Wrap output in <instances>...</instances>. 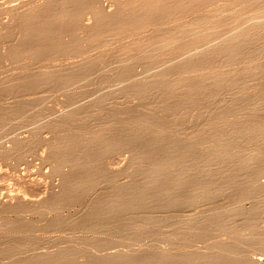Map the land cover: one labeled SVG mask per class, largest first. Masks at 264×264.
Masks as SVG:
<instances>
[{"label":"rangeland","instance_id":"rangeland-1","mask_svg":"<svg viewBox=\"0 0 264 264\" xmlns=\"http://www.w3.org/2000/svg\"><path fill=\"white\" fill-rule=\"evenodd\" d=\"M155 1L156 0H154V1L148 0V3H146L147 0H144L143 2H142V0H138V1L137 0H0V264H15L14 263L15 260H16L17 264L19 262H21L20 264H24V262L27 261L28 259H30V257L32 255L33 256L31 258H33L36 255L37 256H39V255L47 256L46 255L47 253L49 255H51L50 253L54 254L53 252L58 250V248H60V249L57 252L64 250L63 248H65L66 250H69L67 248L71 247V245L73 246L72 247L73 253L75 252L74 261L75 262L78 261V262H76V264L77 263L81 264L80 262H83L84 257L86 258L84 260V262L87 260V258H90V257L92 258V256H93V259H97V260L99 259L100 256H102V257H100V259L101 258L105 259L106 257H108V255H109V258H111L112 254L114 256H116L117 251L118 252L123 251L125 248L126 249L131 248L129 251L134 252L136 254V256L138 255L137 257L141 256V254H143V253H144L143 255L150 254L153 251V254L158 255V256L159 255L162 256L164 253H167L169 256H172L174 258H175V255L177 254L176 257L178 258L180 255H181L180 257H189L192 254L193 256H196V257H198V255H199V257L201 258L200 252H201V254L204 252L202 254V259H205V256H207V254L211 258L215 257V254H216L215 251L217 249L220 252L218 251L216 256H218L219 253H222L221 256H223L224 255L223 253L227 250L228 247L230 249L231 248L233 249V250L232 249L231 250L234 254H235V252H237L236 250H238L239 252L241 250V253L242 252L243 253L242 254L240 253L241 255H239V252H237V254H235V255H237V256L239 255V256L236 257L234 255L236 257L235 258L236 260H235L234 256L230 255L232 253L231 250L226 251V253L223 257L226 259L229 257V255L233 256V259H234L233 263H231L232 261H230V260H233V259H231L230 257H229L228 261H227V259L226 260L223 259L224 260L223 261L222 258L220 260V258L218 259L217 257H215L219 261H221L222 264H224V263L228 264L229 262H230L229 264H236L237 258L239 259L240 257H242L244 253H245L244 256L245 255L247 256V254L250 255V251L252 253L250 255L251 257L249 258V255H248V257L245 256L247 258L245 260L251 261V258H252V261L250 262V264H252L253 261L255 262L253 264H264V254H263L264 249H262L264 247L260 246V245H264V243L261 244V243L257 242V240H259L261 238L262 239L259 242H264V215H263L264 214V209H263L264 208L263 207L264 206V197H263L264 196V194H263L264 193L263 192V190H264V172H263V170L264 169L262 168L264 166V164L262 163V162H264V155H263L264 154L263 153L264 148L261 147L262 145H264V141H263L264 140L263 139L264 138V132L263 133L262 132H256L260 126L257 127L258 121H255V119H257V117H259L258 118L259 124L261 123V120L262 121L264 120V102H262V101H264V99H261V96L264 94V25L263 26L261 25V23L262 24L264 23V0H193L194 2H192V0H191V2H189L190 0H184V1L183 0H157L156 2ZM144 2L147 4V6ZM154 2H155V4H154ZM160 3H161V5H160ZM184 3H186V4H184ZM157 4H158V6H156ZM184 5H186V6H184ZM142 6H144V8L146 6L145 10L142 8ZM153 6H155V7H153ZM179 7H181V10ZM157 9H160V10L157 11ZM137 10H138V12H137ZM55 13H56V15H55ZM128 15H130L132 19ZM149 16H150V18H149ZM155 17H158V18H155ZM143 20H145L146 22ZM148 21H149V24H148ZM152 21L153 22L155 21L156 23L153 24ZM75 25H76V27H75ZM47 27H49V28H47ZM124 31H125V33H124ZM65 32H67V33H65ZM138 46L141 47V49L144 52L141 53V49L136 48ZM76 48H78V50H76ZM135 49L138 51H136ZM65 50L66 51L68 50V52H69V53H67L68 55L65 54L66 53ZM73 51H74V54L72 53ZM77 51H79V52H77ZM64 54H65V56H63ZM101 58H102L104 63L102 62V60L98 61V59H101ZM103 58H106V60H104ZM86 59L87 60L91 59L90 61H92L93 63L87 61ZM122 59H124L126 62ZM93 60H95L96 62ZM118 60H120L121 63ZM152 60H154V62ZM82 61L83 62L87 61V63L84 62L86 67L84 66V64H81V63H83ZM106 61H107V63H106ZM122 61H124L125 63ZM97 62L102 63V66L104 64L103 68L100 65V63L97 64ZM146 62H149V63H146ZM88 63H89V67H87ZM79 64H80V66H79L80 70L75 69L76 68L75 66H78ZM90 64H94V65L90 66ZM71 66L73 67V69L71 68ZM81 66H83V67H81ZM79 67H77V68L79 69ZM69 69H71L72 72H73V70H74V72H75V70H77L76 73L78 74V77L81 76V78L76 77L75 73H74L75 75L72 73H69V71H70ZM126 69H128L127 70L128 72L129 71L131 72V74H125L126 77H127V75L128 76L130 75V77H128V79L125 78V76H124V72L127 73ZM49 70H51V71H49ZM79 71L82 72V75H80L81 72H79ZM58 73H60V74H58ZM121 73H122V75H120ZM67 74L72 79L78 78L73 83H72V81H74V79L71 81V83L73 85L71 84L70 86H67L68 84H70V82H68L67 79H69V81L71 79L67 76ZM73 75L75 77H72ZM222 75H224V76H222ZM116 76H118V77L120 76L121 78L124 77L125 78L124 83L122 81H120L121 78H118ZM66 77H68V78L66 79ZM108 77H109V80H108ZM111 77H112V80H114L115 82H113L110 79ZM212 77L213 78L214 77L215 78H217V77L222 78L220 80L217 78L219 81L216 79V81H217L216 83H219V85L215 83V80L212 81V79H213ZM124 78H122V80ZM197 79H199L200 81L202 79V83ZM64 80L67 81L66 85H65L66 81H64ZM116 80H117V82H116ZM118 80L120 81L119 83H118ZM196 80L198 82H200L203 86L200 85ZM221 80L224 82H222ZM226 80H227V82H226ZM156 81H159V82H156ZM193 81H194V83L197 84V86H196V84L193 83ZM210 81H212V82H210ZM121 82H122V86H121ZM225 82H226V84H225ZM227 83L228 84L231 83L230 85H233V86H231L233 88L227 89V87H228ZM187 84H188V86H187ZM205 84L208 85L207 86L208 89L204 87ZM222 84L224 86L226 85L225 87H223V89H222V86H223ZM177 85H179V87H177ZM191 85H193V87H196V88L191 89V87H192ZM211 85L213 87L218 85V87L220 86L219 89L221 88L222 90L217 89L219 91L216 92V91H214V90H216V87L214 88V90H212L213 87H210ZM63 86L66 87V89L69 88L68 91L66 89L64 90ZM131 86L132 87L134 86V89H132ZM189 86H191V87H189ZM198 86H200L202 88V90H200ZM238 86L241 87V89ZM130 87H131V89H130ZM135 87L136 88H138V87L143 88L142 90L140 88V90L142 92V94H141L142 97H141V95H138V92H139L138 89L139 88L137 89L138 92H137V90H136V93L134 92L136 89ZM203 87H204V89H203ZM231 87L229 86L228 88H231ZM242 88H245V90L243 89L244 95L240 94L239 91H238L239 93L237 91L236 92L238 94H240V95L237 94L239 97L242 95L243 98L244 97L247 98L246 100L243 99L242 97H240L241 99H239V102H242L241 101L242 99L245 101L244 104L246 106L245 105L244 106H245L246 111L244 110L243 102L239 103L238 99H236L238 96L237 95H235L236 97L234 96V94H236V92H233V91L239 90V89H240V91H242ZM124 89L125 90L127 89V90L123 91ZM206 89L208 92H211L212 94H210V93L207 94L206 93L207 91H205ZM189 90L190 91L192 90V91L190 92ZM197 90H198V92H197ZM203 90L205 91L204 93L202 92ZM230 90H231L232 94L234 93L233 95H231V93L228 92ZM127 91L129 94L127 93ZM124 92H126V94ZM131 92H134V93L132 94ZM141 92H139V93H141ZM201 92L203 93V96L199 94ZM121 93L122 94L124 93V95H122ZM158 93H159V95H158ZM216 93H218V94H216ZM261 93H263V94L261 95ZM127 94H128V96H127ZM131 94H132V96L134 94L137 96V97L135 95L133 96L136 98L132 97L133 100L135 99L134 101L131 98ZM210 95H212V96H210ZM258 95H260V96H258ZM68 96L69 97L71 96V97L69 98ZM204 96H206V97H204ZM207 96L211 97L210 98L211 100ZM214 96H215V99L212 98ZM138 97H139V99H143V100H139ZM177 97H179V98H177ZM259 97H260V99H258ZM262 97L264 98V95ZM182 98H183L182 102H184V103L181 102V104H180L179 103L180 101L178 99L181 100ZM70 99H71V103H74V102H72V100L75 101V103L70 105V103H69ZM100 99H103V103H102V100L100 101L102 104L98 103ZM104 99H105V101H104ZM175 99L178 103H176V101H175V104H174ZM212 99H214V100H212ZM137 100H139L138 101L139 103H142V101H143V103L146 105H144V104L139 105V103L136 102ZM184 100H186V101H184ZM217 100L219 102H217ZM235 100H237V102ZM254 100H256V102H258L260 100L261 101L256 103V102H253ZM233 101H235V102H233ZM96 102H97V104H96ZM249 102H251V103H249ZM201 103H202V105L206 104L208 106L207 107L205 105L206 110H205L204 106L201 105ZM217 103H218V105H217ZM236 103L239 104L241 107L243 106L242 109ZM248 103H249V105H248ZM137 104L139 105V107ZM171 104L173 105L172 108L170 107ZM179 104L180 105L184 104L186 107L188 105V107L190 109H188V107L186 108L185 106H183L185 108V110L187 111V112H185L184 108L182 106H180L182 109L179 110L180 108L178 107L179 109L177 111V108H175L174 105L179 106ZM250 104H251V107H250ZM133 105H135V107ZM215 105H217L216 108H215ZM144 106H146V107H144ZM237 106H238V108L236 109L235 107H237ZM248 106L252 109H250ZM142 107H144L145 109L143 108L144 110H142ZM132 108L133 109L136 108V110L134 111L135 114H133L134 113L133 111L132 112L130 111V110H132ZM140 108H141V110H140ZM202 108H204V110ZM175 109L177 111L176 112L177 115H175V113H174ZM225 109H227L228 111H230L232 109H234V110L236 109L235 111L234 110L230 111L232 113L238 112V111L241 113L244 112L243 114H241L242 116L240 115L239 112H238L239 114L238 113L237 114L240 116H238L236 114L234 116V114H232L233 120L235 118L239 117L238 121L236 119L237 122L234 120V122H236V124H235L236 126L233 125L234 123L232 120H231L232 122H228L225 120V119L229 120L228 117L229 116L231 117V114L227 110L225 112ZM139 110L142 111V113L141 112L139 113ZM146 110L149 112V114L150 113L155 114V115L150 114L151 117H153V116L157 117L155 119V121L152 122L153 124L157 123L156 124L157 129H154L156 127L155 124H154L155 127L153 124H151V125H153L152 129L154 131H152V129L150 130L149 128L145 130V127H143V126H146L148 124L147 121L150 119V117L148 116V112H146ZM200 110H203V111L200 113ZM240 110H242V111L244 110V111L242 112ZM247 110H251V112L250 111L247 112ZM206 111H207L209 117H208L207 113H205ZM180 112H182V113H180ZM217 112H219V114H217ZM222 112H224L223 113L224 115L222 114ZM178 113H180L179 114L180 117L186 115L184 118H182V120H184L183 122L181 121L180 117L178 116ZM202 113H204V114H202ZM212 113H214V114L216 113V115L221 116L222 121L225 118L224 120L226 122L223 121L224 122L223 123L221 121L220 117H218V119H217L216 115H215L216 119L215 120L212 119L211 117L214 118V116H213L214 114H212ZM225 113H226V115H229V116H225ZM247 113H249L250 116ZM138 114L139 115L146 114V116L139 118ZM156 114H159L160 119L158 118V115L156 116ZM181 114H183V115L181 116ZM246 114H247V117L245 116ZM131 115H133V116L131 117ZM161 115H163V117H161ZM200 115L202 117H200ZM176 116H178L179 118ZM192 116H194V117H192ZM198 116H199L200 120H202V118H204V119L208 118V119L203 120V121H205V123H202L203 125H201V122L199 123L198 122L199 120H197ZM222 116H223V118H222ZM236 116H238V117H236ZM243 116H244V118H240ZM248 116H249V118H252V116H253L252 119L254 121L250 120L248 118ZM147 117H149L148 120H146ZM195 117H197V118H195ZM261 117H262V119H260ZM118 118H120L121 120ZM134 118H135V121L137 120V118H139L138 123L140 125L138 123H136V125L138 124L136 126L134 124L135 121L132 123ZM143 118L146 120L147 124H146V122L144 124ZM174 118H176V119H174ZM177 118H178V120H177ZM192 118H193V120L194 119L196 120V121H194V123L192 121ZM232 118H230V119H232ZM246 118H248V119H246ZM114 119L116 121L118 120L116 124L113 123ZM129 119H130V121H128ZM140 119L143 121V123H140L141 122ZM243 119H245V120L243 121ZM80 120H82L83 124L81 123ZM119 120H120V122H123V123H124V121L126 122V120H127V122H131V123H129L130 125L127 123L128 127L124 123L125 125L123 124V126L121 128L122 123L120 124ZM156 120H157V122H156ZM175 120H177V121L180 120L181 123H180V121L178 122L180 125H177L175 123ZM208 120H209V122H208ZM211 120H213L214 122L210 123ZM218 120H220L221 121L220 123H222V124H220ZM76 121H77V123H76ZM78 121H79V123H78ZM116 121H114V122H116ZM170 121H172L171 122L172 124L170 123ZM206 121L209 124H211L212 129L210 128V126H208V128L206 127L208 125V123ZM240 121H243L242 123H240L241 126L242 125L244 126V123H245L246 128L243 126L242 127L240 126V124H239ZM245 121H247V122H245ZM118 122H119V124H118ZM195 122H197L199 125ZM248 122L249 123L252 122V124H250V126L253 129L256 128L255 131L253 130V132H251L252 129L249 127ZM255 122H257V124H255ZM164 123H166V124H164ZM217 123L220 125H218ZM225 123H227V124L230 123V127L227 124L225 125ZM262 123L264 124V121ZM114 124H115V127L119 125L120 128H117V127L115 128ZM133 124L135 125L136 128L133 127ZM158 124H159V126H161V125H163V126L158 127ZM168 124H171V125L168 126ZM212 124H214L213 125L214 127L218 125L217 128L214 129ZM223 124L225 126L223 128H225L226 130L228 128V130L226 132H225V130L223 132V130L220 128V127H222ZM253 124H255V125L253 126ZM263 124L261 127H263ZM101 125H102V128H101ZM103 125H105V126H103ZM131 125H132V129H134L135 134L131 133V132H133L132 129H130L131 127L129 128V126H131ZM151 125H150V127H151ZM166 125L168 126V128L170 127L172 129L171 134L169 133L171 131L168 130ZM172 125H173V128L171 127ZM204 125H205V128L202 129L203 127H200V126H204ZM237 125L239 127H241L242 129L245 128L244 132L246 134L247 133L249 135L250 134L254 135L255 133H258V134L254 135V136L252 135L254 138L252 136H250V137H252V138H250L252 141L251 142L250 139L248 138V134L246 135L244 133L245 134V136H244L243 132H240V130H242V129H239V127ZM179 126H180V128H179ZM103 127H105V128L103 129ZM123 127L127 128L128 130H131V132L129 135V132L126 129L125 130L127 132H125V130H124V132L127 134V137H125L122 141L124 142V140L127 138L126 141H129V142H124L125 144L123 142H121V146L119 147L120 143L118 141H116L117 139L115 140L114 138H116L117 135H119V132L123 131ZM163 127L164 128L166 127L168 132L165 131L166 129L165 130L161 129V131H160V128H163ZM199 127L204 131V133H203V131H201L203 134L202 133L198 134V133H200V130H201ZM247 127L250 130H248ZM84 128L86 130H84ZM89 128H91L90 130L93 129V131H91L90 133L94 132L93 134H95L96 133L95 131H97V133H96L97 136L95 135L96 141H98V140L100 141V139L102 138L103 142L105 141L107 143L106 140H108L109 143H110V141L112 142V143H110V145L109 144L101 145L103 143L101 142L98 144V142H99L98 141L97 147L103 146V148H105L108 145V147L110 148L111 144L113 145L115 142V143H118V148H117V146L115 147V144H114L113 146H111L112 149L111 148L109 149L108 147H106L108 149H106L107 151L104 149V151H105V153H104V151H102L103 148L100 147L101 152H103L104 155L109 153L108 156H106V155L104 156L103 154H100V151L98 152L97 148L94 147V146H96V143H94L96 141H94V139H92V138L93 137L95 138V136H93L92 134H90V136H88L89 132L87 134L85 133V131H90ZM97 128H99V131H100V129L103 130V132L105 131L104 133L106 135H107V133L110 135L113 134V135H111V136H113V138L111 139V136L107 135V137H110L107 139L105 134H104V136H102L103 135L102 131H100V133L102 135H99V133H98L99 131L96 130ZM112 128H115V132H113V130H112L111 131L112 133H111L109 131ZM175 128L177 129V133L174 132ZM117 129H120L119 132L118 131L116 132ZM135 129L137 130L136 132H138V133L135 132ZM178 129L179 130L183 129L182 131L180 130L181 132L180 131L179 132L186 137V139H185L187 141V143L185 142L186 146L184 145L185 144L184 141H182L180 139L181 135H180V133H178ZM184 129L187 132H188L187 129L193 130V131H190L191 135L189 136L188 135L189 132L188 133L184 132ZM218 129H220V131L222 130V134L224 133L225 136L227 133L228 138L226 139L224 135H223L224 138H222L223 136H222V134L220 136V131L217 132ZM231 129L233 130V132L237 131L236 132L237 134H238V130H239V134L241 133L242 137L239 134L237 135L235 132H234V135H233V133L231 135L230 134L232 132ZM235 129H237V130H235ZM263 129H264V127H263ZM196 130H198V132H196ZM206 130H208V131H206ZM215 130H216V135H215ZM246 130L250 131L251 133L248 131L246 132ZM78 131L81 133V136H80V133L78 134L80 136V138L82 136L84 137V138L82 137L83 139L81 138L82 140L80 139L81 141H79V138H78L79 136L76 135L77 134L76 132H78ZM212 131L214 132L213 136L210 133ZM124 132H122V133L124 134ZM152 132L157 133L158 134L157 137H156V134L154 133V135H153ZM194 132L196 134V137L193 134ZM74 133H76V134H74ZM84 133L86 134L85 136H84ZM114 133L115 134L118 133L116 135V137H115ZM165 133H167V134H165ZM173 133H175L174 136H173ZM184 133H186L187 135ZM70 134H72V135H70ZM136 134H139L137 136H140V138H141L140 139L139 137H137V138L135 137V139L139 138L138 139L139 141L138 140L134 141V140H132V138L130 139L132 142L134 141L135 144L134 143L133 144L135 146L139 145L140 141H142V142L144 140L146 141V138L148 139V137H150V141H151L152 136L153 137L155 136L156 138H160V139L162 137L161 135H163V137L166 136L165 137L166 139L163 137L162 138L166 140V141L164 140L165 142H167L168 136L170 135L169 138H171V139H169V140H172V142L168 140V142H170V144L168 142H167L168 144L166 143L169 146V147L167 146L168 148L166 147L167 148L166 150H168V151L172 150L173 151L177 147L176 153H178V155L176 154V156H175V152L173 153L172 151H170V152H172L173 155H171V153L169 152L171 155V156H169L168 151H164V153H163V151H161L162 149L165 150V148H162L160 150L159 155H158L159 150L155 151V153L152 152V154H151V152H149L151 155L147 154L148 152L147 153L145 152L148 155L146 158L147 160H146L145 159L146 155H143L144 150H142L143 151L142 153L139 152V154L136 155L135 150H137L138 146H136L137 148L134 147L133 144L131 145V141L129 140V137H132V135L135 136ZM159 134H160V136H159ZM69 135H70V137H69ZM175 135L176 136L178 135V136L175 137ZM204 135L208 136V137H205ZM258 135L261 137H258ZM72 136L77 137L78 140L74 139V137L72 139H70ZM86 136L89 137V139H87V141L90 139H92V140L87 142L85 139V138H87ZM99 136L100 137L102 136V137L100 139H98ZM124 136H126V135H124ZM193 136L197 140H194ZM197 136H199V137L201 136V138H203V139L209 138L210 142L207 141V139H205V140L210 143L209 144L210 146H213L211 144L214 142V137H215V143L216 144L214 143V145L216 146L217 144H219V142L220 143L225 142L226 145H225V143L223 145H225L226 148H228L230 150V152L226 148L225 149L223 148L224 149L223 150L222 147L220 148L221 151H218L219 149L216 148L217 146L216 147L214 146V148L211 147L214 150L212 149V152L210 153L211 148L208 146V143H206L205 140L198 138ZM209 136H211L213 138V140ZM229 136L232 139L231 138L229 139ZM236 136L239 137V139L237 138L238 140L236 139ZM68 137L70 140L68 139ZM183 137H182V139L184 140L185 137L184 138ZM187 137H188V139H187ZM190 137H191L192 141L194 140V142H196V143L199 142L200 145H202V142L204 141L203 145H205L206 149H207V146L210 148V149L209 148L207 149V151L210 154L206 152V149L204 147L203 148L205 150H203L201 148L202 146L200 147L198 144L196 145V143H195V145H193L192 142H191V146L188 145L189 147L193 148V147L197 146L199 148L195 147L196 151L195 150L193 151V149L190 150L191 148H188V146H187V144H189L188 141L190 140ZM240 137L241 138L244 137L243 139H245L246 141L249 139L247 142H245V140H244V144L248 143V144H245L246 148L243 147L244 146L243 139H242V143L239 141L241 139ZM245 137L248 139H246ZM65 138L67 140V143H66L67 146H65L66 144L63 141V140H65ZM172 138L179 141V144H177V146H176V143L175 144L173 143V141L174 142H177V141L173 140ZM216 138H218V139H216ZM220 138H222L221 141L219 140ZM255 138H257V139H255ZM258 138H260L261 140L263 139L262 140L263 143ZM84 139L87 142V145L89 142L91 143V145L93 143V147L96 149V151H94L95 149L92 146L83 145L84 143L86 144ZM66 140H65V142H66ZM71 140L72 141L77 140V141H75V142L73 141V144H71L72 142L69 143V141H71ZM112 140H114V141H112ZM211 140L213 142H211ZM216 140L217 141L219 140V142L217 143ZM61 141H63V142H61ZM82 141L84 143H82ZM180 141L182 143H184L183 145L185 146V148H183L184 146H181L182 143ZM253 141H255V142H253ZM257 141H259V142H257ZM137 142H139V144H137ZM260 142L262 143V145L259 144ZM90 143H89V145H90ZM126 143L127 144L130 143V147L128 145L130 150L127 146L124 147L125 145H127ZM249 143H251V145ZM68 144H70V145H68ZM141 144H140V146L142 147ZM235 144H237L236 147H238L240 145H243V146L238 147L239 148V149L237 148L239 150L238 151L237 149L234 150V148H236V147L233 148V146H235ZM73 145H75V146H73ZM76 145L78 146L76 150L81 149L79 146H81V147L84 146V149L83 148L82 149L85 152L82 149H81V151H83V154L80 153L81 151L76 152L74 149V148H76ZM178 145H180V146H178ZM253 145L256 148L258 155L263 153L262 156L261 155L255 156L254 153H256V151L254 150ZM258 145L259 146L261 145V146L259 147ZM72 146H73V148H72ZM131 146L134 147L133 148L134 151L131 150V148H132ZM250 146L252 148L249 149L248 147H250ZM89 147L91 148V150L93 148L94 150H92V151H94L95 153L92 152L91 150L89 151L88 150ZM114 147L116 148V150ZM122 147L125 151L122 149ZM178 147L182 151L179 150L180 151L179 152ZM127 148L130 151L129 152L130 154L128 153V151H126ZM182 148L188 152L185 151L183 153L184 150ZM186 148H188V150ZM242 148H245V149H242ZM257 148H259L260 151H261V149L263 151H261V152L259 151L260 152L259 153ZM86 149H87V151H86ZM117 149L120 152H117ZM216 149H218L217 150L218 154H216L217 152L215 153ZM241 149L243 151L240 153ZM251 149H253L254 151L253 150L250 151ZM108 150H111V151L114 150V151L110 155L111 151H108ZM197 150L201 153H202V151H203V153L205 152L206 156H207V154L210 155L209 157L207 156V158H210L209 162H208L210 165L208 163H205V161H208L207 158H205V160H204V157H206V156H203V158L200 157L202 155H205V153L204 154L202 153V155H201V153H197ZM225 150L228 151V152H226L227 154L225 153ZM138 151H141V149L138 148ZM138 151H136V153H138ZM59 152L60 153L63 152L62 155L58 154ZM66 152L67 153L69 152L68 155H70V157H67L68 155H66L67 154ZM88 152H92L93 155L96 157V159L97 158L98 159L96 160L95 157L93 155H91L92 153L90 154V156H93L92 158L95 161L93 159H91L90 156L87 157L89 155ZM156 152H157V156L160 159L157 158ZM165 152H166V154H165ZM189 152H190V154L191 153L192 154L190 155ZM243 152H245V156H248L249 154L251 156L249 155L248 157H245L244 155H241V154H243ZM248 152H249V154H248ZM250 152L251 153L253 152L252 154L254 156H252V154ZM70 153L73 155H71ZM75 153H77V154L79 153L78 158H77V154H75ZM84 153H85V155H84ZM86 153L88 155H86ZM113 153H115V154L113 155ZM131 153L133 155H135V159H133V160H134L136 165L134 164L133 160H131L132 158H134ZM185 153L188 155H186ZM228 153H230V154H228ZM74 154H75V156H74ZM98 154H100V155H98ZM141 154H142V156H144L143 158L140 157ZM163 154L165 155L164 157H163ZM182 154H183V158H182ZM197 154H200V155L196 156ZM214 154L216 157H219V156L222 157V158L221 157L217 158V161L219 160V163L221 160H223V156H225V154L228 155V157H230L231 161L229 160V163H228L229 158L226 161L227 157L226 158L224 157L225 160H223V161H226V163H228L227 164L228 167L225 165L226 167L223 166L224 167V169H223V167H222V164H224V163H222L223 161H221L220 165L217 162L214 165L213 163H215L214 161H216V157L214 156ZM234 154H235V156H233ZM82 155H84V156H82ZM97 155H98V157H97ZM152 155H154V158ZM167 155L169 157H171L173 160L168 159L169 157H167ZM211 155H212V157H211ZM60 156H62V157H60ZM73 156H74V159L76 157L77 162H80L81 165L84 162L83 165L81 166L79 163H76V162L74 163V161H76V160L71 159V157L73 158ZM137 156H138V158L136 160ZM172 156H174L175 158H173ZM186 156L188 159L190 158L191 161L187 162L188 160L186 159ZM194 156L199 157V158H196V160H198V162L195 161V159L193 160V158H195ZM242 156H243V158H241V160H240L239 157H242ZM63 157H65L64 158L65 160L63 159ZM79 157H80V159H79ZM100 157L101 158L103 157L104 160L103 159L99 160ZM107 157H109V158H107ZM139 157H140V159H139ZM165 157H166V160L168 159L167 161H170V162H167V163H169V164H167L169 166L166 165L165 166L166 168L170 167L171 166L170 164L175 165L176 162H177L176 164H178L179 162L183 161V163L172 166V168L170 167L171 170L173 171V174L175 175L176 172L180 171V167H181L180 165H182L183 169H181V171L179 172L180 175L177 174L174 176L171 173L172 177H171V175H170V177L172 178V181H170L171 178H169V174H170L169 172H171V170H169L170 168H167V170L169 171V172L167 171V173H169V174H167L165 172L168 176L164 175L166 177L162 178V182L160 183V185L163 183L164 184L168 183L169 189L171 188L173 190V192H172L171 189L169 190L168 187L164 186V188L166 189V192L164 194L165 195L168 194L166 196L168 200H166V198L164 197V194H161V198L164 197L165 200L167 201V204L170 205V203L173 202V205L171 203V206L168 205L169 207H166V209L163 207L166 210L165 214H164L165 210L163 208L159 207L157 210H155L156 207L154 208V207H151L150 205H149L150 207L147 206L148 208L144 207L143 213H141V210H143V208L137 209L138 212H137V210H136V212L140 213L137 215H139V216L142 215L145 218H148L147 216H150V217L152 216L153 218L155 217L154 219L151 217V221H153V222L155 221V222L154 223L150 222L151 224H142V225L140 224L139 226H137V228H131L129 225V223L131 224V222H130L131 220L129 221V223L127 221V223L124 225V226L128 227V228L126 227L127 230L129 229V227L131 230L134 229L133 231H131L129 229L131 231V232L128 231L129 234L136 231L134 233L135 235L131 236V235L127 234L128 232H127L126 228L124 226H122L123 223H125L127 219L129 220V218L131 217V214H128V212L127 213L126 212H123V213L120 212V213H117L118 215L115 214V215L111 216L110 213H109V215H107L108 212L105 209V206L107 204H110L109 201L111 202V200L113 198L112 196L115 195L114 197L117 198L116 194H118V195L120 194L121 196L127 194V196H122V197L118 196L119 199L122 198L121 200L123 202L126 200H128V202H130L131 200H132L131 202H133V201L135 202L136 201L135 199H137V197H139V199H137V200L140 201L143 198V197L139 196V195H142V194H139L140 193L139 191H141V190L145 191V192H143L145 194L146 193H148L149 195L151 194V196L153 193L158 194L156 192V191H158V189H156L155 187H152L150 189V186H149V183L151 182L150 180L154 175V173L151 171H153L155 168H157L161 164L160 163L161 161H159V160H161V158L164 159ZM176 157L178 158L179 162H178V160L177 161L174 160V159H177ZM56 158L57 159L62 158V159H60V162L63 163V161H64V165H67L68 167L69 166L70 167L67 168V166L61 165V163L59 162V159L57 160ZM88 158H90V162L91 161H93V162L88 163L89 160L86 162L84 161ZM155 158H156V166L158 164L157 167H155V165H154L155 161L154 162L152 161ZM211 158H213V160H214L213 162H212ZM78 159L80 161H78ZM150 159H152L151 162H153V163H151L149 161ZM182 159H186V160L184 161ZM53 160H55V161H53ZM71 160H73V162ZM98 160L103 161V163H106V161L108 162V163L104 164L105 169L103 167L104 165L101 162H99V163L101 165V168H103V169H101V172L102 171L106 172L108 170L107 172L111 176L107 172L106 173L104 172V173L108 174L110 176V178L108 175H105L103 172H102L103 174H101V173L98 174V172H100V169H99V171H98V169H96L98 167V166H96L98 164ZM157 160L159 161L158 163H157ZM232 160L233 161L235 160L234 163L239 162V163H237V165L235 164V167L238 170L233 167L234 165H232V164H234V163H232L233 162ZM81 161H82V163H81ZM148 161H149V163H151V165L148 163ZM171 161H173V162H171ZM244 161L245 162L248 161L247 162L248 164L245 163ZM56 162H59V163H56ZM65 162H67V163H65ZM68 162H72L75 165H77V164L80 165L84 169V174H85V172H87L86 174H88V172L90 173L92 171L91 174H88V175L93 174L92 175L93 180L95 178L94 175L97 176V178H95V180L97 179L96 183L98 181V184H95L96 185L95 186L94 185L95 180H94V182H91L92 186L90 187L89 185H91V184L89 183V181H92V179L87 181V183H89L88 186L90 189H88L86 182L84 183V181H82V184H81L80 178L83 176L82 175L83 170H81L82 168H80V169L74 168L75 165L74 164L72 165L71 163L68 165ZM94 162H96V164ZM137 162L141 165H139ZM242 162L245 163L244 165H246V164L247 165L245 167H243L244 165L240 166V165H242ZM85 163H87V165H85ZM93 163L95 164V166H94L95 168L92 166ZM184 163H188V164H184ZM189 163H191V164H189ZM195 163H197V164H195ZM230 163H231V165H230ZM55 164H57L58 170H60L62 175L65 174L67 177L66 176H63V177L58 176V175H61V173L57 170V167L54 166ZM88 164H91V165H88ZM193 164H195L196 166ZM199 164H201V167L203 164V169L200 167ZM204 164H207V166H205ZM71 165L73 167L71 170L74 169L73 171L70 170L72 173H74L75 171L77 172L79 170L77 173L75 172L76 174L74 173L75 175H77V176H75L77 178L76 183H74V181H76V178H74L75 179L74 180L70 176V175H72V173H70V171H69V169L71 168ZM78 165H77V167H78ZM107 165L110 167H108ZM189 165H191L192 168L193 167L194 168L191 169V166H189ZM197 165H198V168L200 167L202 170L200 168L197 169L196 168ZM217 165H218V167H216ZM261 165H263V166H261ZM62 166H63V168H62L63 170L60 169V167H62ZM186 166H189V168L191 170H189V168H187ZM220 166H221V168H220ZM237 166L243 167L244 169L237 167ZM84 167H86L87 170ZM89 167H92V169L94 168V171H96V170L97 171L94 172L93 170H90L91 168H89ZM147 167H148V169H147ZM149 167L150 168L152 167V169L149 170L150 169ZM215 167L218 169L214 170ZM99 168H100V166H99ZM106 168H107V170H106ZM185 168L188 169V171H190V172L192 171L190 173V177H189V172ZM195 168L197 169V171L199 170L198 172H201L198 174V176L201 175L202 171H204V170L206 173L210 172L209 173L210 175H212L214 173L215 175L213 174L212 176L207 174V175H209L210 180L207 179V175L205 174V172H203V174H205V175H201V176H202V178L205 179V183H206V180H207V183H209L212 180V177L214 176L213 177L214 182L217 180L218 181L217 185L218 186L220 185L219 186L220 188L216 185V182L214 184V182H212V181L210 183L211 184L213 183L215 186L213 184H212L213 186H211V184H210V186H206L209 184L206 183V185H205V183L202 181L204 179L199 178L197 175H194V174L191 175L193 172L196 171ZM206 168L209 171H207ZM210 168H213V169H210ZM141 169H144V170H141ZM220 169H222V170L219 171ZM260 169L262 171H260ZM54 170L55 171L57 170L58 172L57 171L55 172ZM88 170H90V171H88ZM210 170H212V171H210ZM141 171H143V172H141ZM147 171H149V173ZM183 171L188 172V175L186 173H184ZM213 171H216L217 173L219 172L218 176H217V173L213 172ZM233 171H235L236 173ZM145 172H147L148 174H146ZM181 172L184 175L186 174V176L185 177L181 176L182 175ZM69 173H70V175H69ZM150 173L153 175L151 176ZM254 173H255V175H253ZM138 174L140 176H138ZM141 174H143V175H141ZM231 174L233 176H231ZM78 175H80L81 177ZM98 175H100V178L102 180L106 179L105 181L100 180V181L104 182L103 184H105L103 187L99 186V184H101L102 182L100 183ZM101 175H105V177H103ZM144 175H145V177H144ZM178 175L181 177H178ZM234 175H235V179H234ZM106 176H108L109 179L106 178ZM141 176L145 179H143ZM230 176H231V179H234V182H231ZM65 177L68 179L70 178V179L74 180L73 182H71L72 180L70 181V179H69V181H68V179L66 180V181H68L67 185L69 186V188L73 192H70L71 191L70 189L68 191V186L64 187L66 185V181H65L66 178ZM167 177L170 179V180L168 179L169 182L167 180ZM182 177H183V181L185 184L188 180L189 183L187 182V185H184V183L182 181H181L182 183L179 181V180H181ZM186 177H188L187 180H186ZM194 177H195V179H194ZM197 177L199 179H201L199 182L201 184L203 182L204 184L199 185L200 183L197 181V180H199ZM218 177H219V179H218ZM78 178H79V182H78ZM189 178H191L192 181H190ZM250 178H252V179H250ZM177 179H178V181H177ZM107 180L108 181L110 180V182H109L110 184H106L108 182ZM145 180H147V181L145 182ZM165 180H167V182H165ZM226 180H227L228 184H229V182H231V184H229L230 187L228 186V189H227V186H225L226 188L224 190V186H222V185L227 183ZM62 181H65V182H62ZM224 181L226 183H224ZM247 181H250V182L252 181L253 184H251V185H253V187H255V185H257V184H258V186L260 185V187L263 186L262 188L259 187L260 190L256 186V188L260 192L255 188L261 195L262 194L263 195L261 196L258 193H257L258 194L257 195L256 194L257 191L250 185V182H247ZM170 182H173L174 184L170 183ZM193 182H196V183H194L195 186L193 187V185H192V187H191V184ZM219 182L220 183L222 182V185L219 184ZM244 182H246V183H244ZM83 183L85 184V188L84 187L83 188L84 189L87 188L86 193H85V190L83 188H82L83 189L82 191L80 189L81 186H83ZM179 183H181V185H184L185 189L182 188L183 186H180ZM243 183H244V185L246 184V186H248V184H249V186L253 189L252 190L248 186L249 190L251 189V194H250V192L246 193L244 189L242 191L241 190H239V191H240V193L245 192L246 193V194L244 193L245 196H243L244 195L243 193H242L243 194L242 195L238 192V189H239L238 187L241 186V184L243 185ZM143 184H146V186L148 185L149 188ZM175 184L177 186L179 185L181 188L179 186L177 187ZM232 184H233V186H231ZM237 184H238V187H237ZM72 185H73V187H70ZM74 185L76 187L78 185L77 188L79 189V192H78V190L75 191L74 188H76V187H74ZM137 185H138V187H139V185L140 186L143 185L145 187L142 188L143 186H141V188H138L139 189V191H138V189L136 188ZM163 185H161V188H163ZM165 185H167V184H165ZM60 186H63L64 189H61ZM94 186L96 187V188H94L95 191H94V189H91ZM97 186H99V187H97ZM134 186H136L135 188L138 191V193L135 190ZM172 186L177 187V188H175L176 190H174L173 189L174 187L172 188ZM198 186L199 187L203 186L205 189L201 187V189L195 190V187L199 188ZM234 186L237 187L236 188L237 191L234 189ZM221 187H223V188H221ZM65 188L67 189V191L69 193H67V191H65ZM178 188L182 191L180 192V190ZM190 188H192L193 190ZM207 188H210V189L208 190ZM242 188H240V189H242ZM244 188L246 189V191H249L248 188H246L245 186H244ZM133 189L136 192H134ZM177 189L179 190V192ZM186 189H188L187 193H186ZM62 190H64V191L62 192ZM147 190H148V192H147ZM206 190L209 192H206ZM216 190H218V192ZM74 191H75V194H74ZM80 191H81V193H80ZM83 191H84V194H86V196L84 194H82ZM130 191H133L134 193H130ZM169 191H171L170 192L171 196H170ZM183 191L186 194L185 193L183 194ZM188 191H190V192L193 191L192 192L193 194L190 193V195L192 194L194 197L192 195L189 196ZM201 191L206 192V194L209 193L208 195H210L212 193V194H214L213 196L219 200L215 201L216 199L214 197H213V199H211L212 194L209 196L210 197L209 198L208 195L205 196L206 194L202 193ZM219 191H221V193H219ZM252 191H255V194H252ZM64 192L67 194H64ZM77 192H78V194H76ZM88 192H91V193L93 192V193H92V195H90V193H88ZM196 192H197V194H195ZM70 193H72L71 194L72 196H75L76 201L78 200V199H76V196L78 198V195L80 194L82 197L80 198V196H79L80 199L77 202L76 201L74 202V199H72ZM128 193H130L129 195H131V194H133V195L135 194V195L134 196L131 195L130 197H132V198H129ZM136 193H137V196H136ZM178 193L179 194L182 193V194L179 196ZM217 193H219V194H217ZM109 194H112V196ZM237 194H238V196H237ZM239 194L241 196H243V199L245 201L242 200V202H238V203H240L241 205L243 204V201L245 203L242 206L236 203L237 206L238 205L240 206V207L239 206L237 207L235 205V202H237L238 198H239V201L241 200ZM248 194L253 195V196H250ZM64 195H67V196H65V198L62 199L61 197ZM149 195H148V197L151 198V196H149ZM186 195L189 196L188 198H189L190 202H189V200L187 201V199H188L187 197L184 198V196H186ZM201 195H203L205 198L202 197ZM246 195H247V197H246ZM103 196H105V198L108 197L109 199L112 197L110 200L108 198L106 199L108 203L106 202L105 206L102 204V203L105 204V201H106L105 199L102 198ZM109 196H111V197H109ZM175 196H176V198H174L172 200V198ZM177 196H179V198ZM248 196H250V198ZM68 197H69V199L71 197L70 200H71V202L73 201L74 203H71V202L69 203ZM83 197H84V199H83ZM123 197H127V199L125 198L126 199L125 200ZM153 197H155V196H153ZM191 197H193V198H191ZM200 197H201V199H200ZM207 197L210 199L209 201L205 200V199H207ZM234 197H236L237 199L235 198L236 200L234 202H231V201H233ZM261 197L263 198V201L261 199L262 202L258 201V200H260ZM115 198L113 200H117V201L119 200L118 198L117 199H115ZM228 198L229 199L231 198L232 200L231 199L229 200ZM59 199H62V200H59ZM143 199H145V198H143ZM159 199L160 198H157V203H158V201H160ZM175 199L176 200L178 199V200L176 201ZM179 199H180V203H179ZM199 199L201 201L203 199L204 201H202V202H205V203H203V204L200 203L201 201ZM254 199L256 200V202H255L256 204L252 201ZM63 200H64L65 204L62 202ZM86 200H91L92 203L94 201L95 204L93 203V205H96V203H97L96 200H98V201L104 200L101 203L102 205L100 203L99 204L101 207H103L105 209V212H107V213H105L104 210L101 209L99 204H98L99 209H97L96 206H95V208L97 210L101 209L100 214L105 213L106 215L105 216L101 215L100 217H97L99 215H97L96 213H99V212H97V210L93 209L94 207H92V204L90 203V201H86ZM155 200H156V198H155ZM165 200L164 201L162 200L164 202V204H166ZM174 200L176 202H178L180 206H181V204H183L181 206L182 208L184 207L183 209H185V207L189 208L188 206H190V208L188 209V214L186 212L187 209H185L186 213L183 212V209L178 205V203H177V205H178L177 208H175L176 206H174V205L176 204V202H174ZM221 200H223L222 204H221ZM57 201H59V203H61V204L63 203L62 206H61V204L59 205L61 208L60 207L58 208L59 203H56ZM181 201H182V203H181ZM191 201L192 202L197 201V203H200V204L196 203L197 206L200 205L199 207H202L205 204L204 207H202V208L197 207L196 204L194 205L195 209L198 208L196 210V212H197L196 216H194V214H195V210L193 209L194 203L192 204ZM207 201H208V205H210V206L206 205ZM210 201H212L213 204H214V201H215V203L219 202L220 205L216 203L215 204L216 208H215V207H213L214 205L212 203L211 204L209 203ZM228 201L231 202L229 204H231L232 207H231V205L228 207L227 204H224V203H228ZM79 202L80 203L83 202V203L79 204ZM87 202H89V204ZM248 202L253 203V204L251 205ZM184 203L185 204L188 203L187 204L188 206L185 205ZM54 204L57 206V208L59 210L58 212H57V210H55V209H57L56 206H54L55 207V209H54V207H53ZM84 204H85V206L86 205H88V206L83 209L84 212H86V213L81 212L82 215H85L87 213L92 215L94 212H96V213H94L96 215H92L91 218L87 217V216H89V214H87V216H85V217L80 216V210H82V208L85 207ZM79 205H81V207ZM82 205H83V207H82ZM216 205H218V206H216ZM247 205L248 206L251 205L254 207H256L255 205H260V207L262 206L261 209H263V210H261L260 207L258 208V206H257V209L255 208L256 209L255 210L253 207H251V206L248 207ZM108 206L109 205H107L106 208H108ZM172 206H174V207H172ZM191 206H192V208H191ZM205 206L207 208L210 207L212 209L213 208H215V209L211 210L209 208V210H210V212H209V210L206 209ZM234 206H235L234 209H236V212H234V210H232ZM88 207L93 210L92 213L90 212L91 209H89V211L87 210ZM178 207L181 210L178 209ZM220 207H222V208H220ZM224 207H227V209ZM241 207H243L244 210H246V212H243V208H241ZM20 208L23 210L21 212L22 215L19 217L18 215L21 213H17V212H20ZM29 208H30V210L33 209L32 212L26 210ZM75 208L76 209L81 208V209L75 210ZM152 208H154L153 212L154 213L156 212L155 214H153ZM223 208L225 210H223ZM230 208L232 210L231 213H230ZM237 208H238V210H239V208H240V210H242V212H241L242 214H240V212L238 213ZM248 208L252 209L251 213H250V210ZM159 209H160V212L162 209L163 213L162 212L160 213ZM192 209L194 210V213H193ZM201 209L203 210V213L201 212ZM218 209L219 210L222 209L225 214L220 212V213H222V215H220ZM60 210H62V211H60ZM73 210L76 213H74ZM102 210H103V212H102ZM146 210H147V212H146ZM168 210H169V212H168ZM179 210H180V212H179ZM191 210H192L193 214L191 213ZM204 210H205V212H204ZM215 210H216V212L218 210L217 213L219 215L218 214L216 215ZM254 210H255V212H254ZM77 212H78V215L80 216L81 219L80 218L75 219L76 216L79 217L77 215ZM145 212L147 213V215H145L146 214ZM151 212H152V214H151ZM167 212L169 213V215H172V218L169 217ZM181 212H183V215H188V216H181L182 215ZM211 212H212V214L214 213L213 214L214 216L216 215L218 217L212 216L210 214ZM227 212H229L232 215L231 216L228 215L229 213H227ZM248 212H249V214H246ZM72 213H74V214H72ZM124 213H126V214L123 215ZM201 213L203 214L202 218H200ZM204 213H207V217L204 216L205 215ZM235 213H236V215H235ZM69 214H70V216H69ZM121 214H122V216H121ZM160 214H161V216H160ZM162 214H164V215H162ZM177 214H178V216L180 215V217H179L180 219L177 217ZM197 214L199 215L198 217L201 220L197 219L198 218ZM55 215H56V218H55ZM59 215L61 216V218L59 217ZM116 215H117L118 219L120 217L121 218L123 217V219H121V220L116 219V221L113 220ZM126 215H128V216H126ZM191 215L194 216L195 218L197 217L196 218L197 221L194 220V217L191 218L192 217ZM17 216H18V218H17ZM62 216H64L65 219ZM93 216L95 217L96 220L98 218L97 221H98V225L100 224L99 226H102L105 224L103 227L106 229H104L103 232L105 233L107 231L106 233L108 234V235L106 234V236L108 238V242L106 240L108 247L107 246H105L104 248L102 247V251H99V250H101L100 246H104V243H105L104 238H106L105 234L102 233V230L100 232V229L101 228L103 229V227L100 228L99 226H97V227H99L98 228L99 230L97 229V227L93 228L95 230L97 229L96 231L91 228L93 230V232L95 231L93 233L94 235H95V233H97V235H95V237H96L95 239L93 237L94 235H92V232H90L91 229L90 230L88 229L86 232V229H84L82 227H80L81 230H80V228H77L81 232H79L77 230L79 233L76 231L77 232V233L75 232L76 234L75 233L72 234L76 230L75 228L78 227V222H82V221L86 220V218H89L87 220H92V219H94ZM156 216H158V219ZM173 216H175V217H173ZM52 217L55 218L56 220L57 219L59 220V218H60V220L59 221L54 220L51 223V220H53ZM144 217H142V218H144ZM176 217L179 220V223H178V220L176 219ZM182 217H185V218L182 219ZM186 217H187V219H186ZM204 217H206V218H204ZM73 218L76 221L73 222ZM103 218H105V220H106V218H107V220L109 218L108 221L106 220L107 224L104 223L106 221ZM111 218H113V219H111ZM167 218H170V219L168 220ZM14 219L17 220L18 222L20 221L19 223L23 222L24 226L26 227V230H25V227L23 226V223H21L22 225H19V223H17ZM68 219L69 220L72 219L69 222V224L67 223L69 221ZM78 219H79V221H78ZM82 219H84V220H82ZM185 219L188 221H186ZM192 219H193V222H192ZM80 220H82V221H80ZM96 220H94V221L96 222ZM110 220L112 223L110 222V224H109ZM159 220H161V222ZM170 220L171 221L175 220V222L178 225H181V227H183L185 225V227H183V228L179 227V229L177 230L178 225L175 224L173 221L169 222ZM180 220L183 222H181ZM202 220L204 223L202 222ZM113 221H115L116 223ZM184 221H186V222H184ZM198 221L199 222L201 221L200 223L204 227L200 226L201 224ZM54 222H56V223H54ZM60 222L63 224L62 227H61ZM63 222L65 223V225L67 224L70 227L68 226L69 227L68 228L67 225L64 227ZM100 222H102L103 224ZM117 222L119 223V225ZM197 222L200 224L199 229H201V230H199V232H201V233H196L198 230L195 228L196 226L193 227L194 224L195 225L198 224ZM14 223H16V224H14ZM57 223L59 224V225H57L58 231H57L56 226H55ZM70 223H72V224H70ZM75 223L77 226H75ZM120 223H122V224H120ZM152 223H153V228L149 226V225L152 226ZM159 223H160V225H159ZM163 223H166L165 225H167V224L168 225L170 224V225L168 227V226H165ZM172 223H173L172 226L175 225V227H173V229H170L172 227L171 226ZM185 223H191V226L193 227L194 230L192 229L190 224H189V226H187L188 224H185ZM17 224L19 225L18 227H17ZM49 224H50V226H49ZM108 224H109V226L114 224L113 225L114 228H116L117 225L119 227L121 226L122 228L120 227L118 229L122 230L124 228L125 230L124 229L123 230L126 231L127 233H125L123 230H122V232H120L116 228L117 231L120 232L121 234L125 233L128 236L126 235V237H124L125 234H124V236H122L123 234L121 235L117 231L113 230L114 228L112 226H110V227H112L111 228L112 230H108L110 228L108 226ZM223 224H225L228 228H226V226H224ZM15 225H16V227H15ZM53 225L55 228L53 227ZM71 225L75 226V228L73 226L71 227ZM146 225L149 228L146 227ZM154 225H155V227H154ZM221 225L223 226L222 228L225 227V229H227V231H223V229H221ZM20 226L22 228L23 227L24 228L23 229L21 228L22 229L21 230V229H19ZM27 226L29 228H27ZM58 226L60 227V229ZM160 226L163 227V228H161V230H159L160 228L158 229V227H160ZM47 227L48 228L50 227L52 229H49V230L45 229ZM138 227H140V228L138 229ZM165 227H168V228H165ZM67 228L69 229L68 232L71 230L70 228H74V229H72L74 231L73 232L71 231L70 235H66L68 233ZM174 228H176L177 231L174 230ZM203 228L205 231L203 230ZM228 229H231V230H228ZM59 230H60V232H59ZM82 230L88 234L84 233ZM138 230L141 232H138ZM232 230H233V232H231ZM52 231H53V233H52ZM54 231H55V233H54ZM97 231H99V232H97ZM109 231L112 233L114 231L115 235L112 234L113 237L112 236L110 237L109 235L111 233H108ZM174 231H175V235H173ZM184 231L186 232L185 234H184ZM202 231H203V233H202ZM228 231L231 232V234H230V232L227 233L228 236L230 237L233 234L232 236H234V237H232V236L230 238L227 237L226 232H228ZM116 232H117V234H116ZM187 232H188V234H187ZM80 233H81V235H80ZM89 233H91V234L89 235ZM168 233L169 234L172 233V234H170V235H172L171 236L172 238H170ZM236 233L238 235L239 234L241 235V236L239 235V237H242V240H241V238L239 239V237H237ZM82 234H83V236H82ZM119 234L124 239L123 238L118 239L120 236ZM190 234H192V235H190ZM197 234H199V235L201 234V236H199L200 239L196 238V236L198 237ZM61 235L64 239L66 238V240H64L63 238L62 239L60 238V240H59V237H57V236L61 237ZM54 236L58 238V241H56L57 238H55ZM189 236H191L190 239H189ZM192 236H194L195 238ZM249 236L252 237L251 240H250V238H248ZM255 236H257V237H255ZM71 237H73V238H71ZM75 237L81 243L85 239L83 237H87L86 239H88L90 237L89 239L92 242H91V244H89L90 240L88 239L86 241V239H85L84 241H86V242H83L84 244L82 243V245H83L82 246L81 243H79L77 240L76 241L78 243L74 242ZM80 237H82L81 238L82 241H81ZM97 237L99 240L97 239ZM112 238L114 240H116L115 238H117V240L114 241ZM231 238H232L231 241H234L233 243H229V244H231V246L233 244H235V245H233V247L234 246L236 248H239V247L242 248L243 247V249H246V250L236 249L235 247L233 248V247L228 246L229 245L228 242H231L230 241ZM235 238L238 242L236 240H233ZM253 238H257V239L253 240ZM67 239H73L74 241L73 242L71 241V243L76 244V246L79 244L78 245L79 247H76L75 245L71 244L69 242V240H67ZM92 239H94V243H93ZM110 239H112V243H111ZM121 239H123V240H121ZM49 240H51L50 241L51 244L53 242V246L49 245L50 244ZM119 240H121V241H119ZM247 240L248 241L250 240L251 242L250 241L247 242ZM255 240H256L255 244H257L256 246H255V244L253 245ZM99 241L104 242V243L103 244L100 243L98 245ZM133 241H134L133 245H135V246L132 245L133 246V249H132L131 244ZM214 241H216L217 244H219L220 249H222V250L225 249V251H221L219 249L218 245L213 244ZM235 241L237 244L235 243ZM18 242H19V244H18ZM20 242H22L23 245ZM96 242H97V244H96ZM109 242L111 243V246L113 245L112 247L110 246ZM136 242H137V245L135 244ZM185 242L189 243L190 245L185 243ZM221 242H223V243L221 244ZM68 243H70V244H68ZM108 243H109V245H108ZM113 243H116V244H113ZM249 243L250 244L252 243L251 246ZM16 244H18V245L16 246ZM20 244L23 247L25 246L24 247L25 250L23 247H20L23 249L18 248L19 246H21ZM87 244L90 245V247H91V245L94 246V244L96 246L91 247V248H89V247L86 248V246H88ZM186 244L188 246H186ZM258 244H260V245H258ZM54 245H56V247ZM65 245H67V246H65ZM127 245H130L131 247L127 246ZM220 245L221 246L223 245L225 248L223 246L221 247ZM61 246H63V247H61ZM249 246H250V248H247ZM252 246L253 247L255 246L256 249H257V246H259L261 248L260 249L258 248L257 250H259V251H256ZM187 247H188V250H186V251H188V254L186 253V255L184 256L182 254V251H183V253H185L186 251L184 252V250ZM189 247H190V249H189ZM207 247H210V248H207ZM213 247H215V249H213ZM93 248L94 249L96 248L95 251H97L99 249L97 252L98 253L101 252L102 254L99 253L100 254V256H99V254L95 253ZM191 249L193 250L192 253H191V251H192ZM208 249H210V250H208ZM234 249H236V250H234ZM19 250H21V254L18 253ZM86 250H87V252H86ZM206 250H208V252H206ZM260 250L263 253H261ZM69 251H71V248ZM88 251H90V252H88ZM125 251L123 254L126 253ZM129 251H128V255L130 256V254H131V256L135 257V254L134 253L132 254ZM149 251H151V252H149ZM211 251L215 254L214 255H213V253L211 254ZM244 251H247V253ZM248 251H249V253H248ZM57 252H55V253H57ZM92 252H94V253H92ZM174 252H176V253H174ZM196 252L199 254L197 255ZM259 252L261 254H258ZM90 253H91V255L92 254L93 255L90 256ZM178 253H179V255H178ZM255 253H257V254H255ZM1 254H3V255H1ZM95 254H97V255H95ZM123 254H119V256H121V255L123 256ZM126 254L124 255V257H126V256L129 257ZM204 254H205V256H203ZM227 254H229V255H227ZM7 256H11L12 258L14 257L13 259H15V258L16 259L15 260H13V259L9 260V258H11V257L7 258ZM86 256H88V257H86ZM94 256H96V257H94ZM114 256H112V257H114ZM209 256L207 258H210ZM219 256H220V254H219ZM244 256H243V258H244ZM243 258H241V260ZM17 259L20 261L17 262ZM241 260L239 259L238 263L244 264L245 260L244 261L242 260L243 263L240 262ZM22 261H24V262L22 263ZM245 263L248 264L249 262L247 263V261H246ZM82 264H85V263H82Z\"/></svg>","mask_w":264,"mask_h":264},{"label":"bare ground","instance_id":"bare-ground-1","mask_svg":"<svg viewBox=\"0 0 264 264\" xmlns=\"http://www.w3.org/2000/svg\"><path fill=\"white\" fill-rule=\"evenodd\" d=\"M137 1H138V0H137ZM143 1H144V0H142V2H143ZM152 1H154V0H152ZM156 1H157V0H156ZM156 1H155V2H156ZM183 1H184V0H183ZM155 2H154V4H155ZM180 2H181V1H180ZM189 2H191V0H190ZM192 2H194V1L192 0ZM144 3H145V2H144ZM146 3H148V0H147ZM146 3H145V4H146ZM186 3H187V2H186ZM186 3H184V4H186ZM97 4H98V3H97ZM169 4H170V3H169ZM187 4H188V3H187ZM150 5H151V4H150ZM160 5H161V3H160ZM146 6H147V4H146ZM146 6H145V8H146ZM151 6H152V5H151ZM156 6H158V4H157ZM184 6H186V5H184ZM153 7H155V6H153ZM175 7H176V6H175ZM181 7H182V6H181ZM181 7H179L180 10H181ZM142 8L145 10L144 6H142ZM161 8H162V7H161ZM168 8H169V7H168ZM92 9H93V8H92ZM171 9H172V8H171ZM150 10H151V9H150ZM155 10H156V9H155ZM158 10H160V9H157V11H158ZM161 10H162V9H161ZM173 10H174V9H173ZM173 10H172V11H173ZM177 10H178V9H177ZM148 11H149V10H148ZM137 12H138V10H137ZM137 12H136V13H137ZM146 12H147V11H146ZM48 13H49V12H48ZM50 13H51V12H50ZM60 13H61V12H60ZM97 13H98V12H97ZM55 15H56V13H55ZM136 15H137V14H136ZM136 15H135V16H136ZM48 16H49V15H48ZM61 16H62V15H61ZM128 16H130V15H128ZM133 16H134V15H133ZM139 16H140V15H139ZM146 16H147V15H146ZM123 18H124V17H123ZM130 18H131V16H130ZM130 18H129V19H130ZM147 18H148V17H147ZM149 18H150V16H149ZM155 18H158V17H155ZM131 19H132V18H131ZM140 19H141V18H140ZM159 19H160V18H159ZM147 20H148V19H147ZM163 20H164V19H163ZM143 21H145V20H143ZM156 21H157V20H156ZM196 21H197V20H196ZM128 22H129V21H128ZM145 22H146V21H145ZM152 22H153V21H152ZM67 23H68V22H67ZM139 23H140V22H139ZM143 23H144V22H143ZM155 23H156V22L154 21L153 24H155ZM197 23H198V22H197ZM47 24H48V23H47ZM74 24H75V23H74ZM148 24H149V21H148ZM146 25H147V24H146ZM261 25L263 26L264 23H263V24L261 23ZM261 25H260V26H261ZM49 26H50V25H49ZM62 26H63V25H62ZM154 26H155V25H154ZM75 27H76V25H75ZM79 27H80V26H79ZM47 28H49V27H47ZM57 28H58V27H57ZM131 29H132V28H131ZM141 29H142V28H141ZM135 30H136V29H135ZM57 33H58V32H57ZM65 33H67V32H65ZM124 33H125V31H124ZM131 34H132V33H131ZM55 36H56V35H55ZM71 37H72V36H71ZM73 37H74V36H73ZM70 39H71V38H70ZM57 40H58V39H57ZM55 41H56V40H55ZM97 44H98V43H97ZM74 48H75V47H74ZM133 48H134V47H133ZM133 48H132V49H133ZM136 48H140V49H141V47H139V46L136 47ZM63 50H64V49H63ZM76 50H78V48H76ZM133 50H134V49H133ZM135 50H136V49H135ZM65 51H66V50H65ZM69 51H70V50H69ZM136 51H138V50H136ZM139 51H140V50H139ZM77 52H79V51H77ZM77 52H76V53H77ZM80 52H81V51H80ZM142 52H144V51L141 49V53H142ZM63 53H64V52H63ZM63 53H62V54H63ZM67 53H69L68 50L66 51L65 54H67ZM70 53H71V52H70ZM72 53L74 54V51H73ZM65 54H64L63 56H65ZM67 55H68V54H67ZM103 59L106 60V58H103ZM119 59H120V58H119ZM86 60H87V59H86ZM90 60H91V59H90ZM90 60L88 59L87 61L93 63V62L90 61ZM96 60H97V59H96ZM100 60H102V58H101V59H98V61H100ZM122 60H124V59H122ZM154 60H155V59H154ZM154 60H152V61L154 62ZM87 61H84V62L87 63ZM93 61H95V60H93ZM118 61H120V60H118ZM124 61H125V60H124ZM124 61H122V62H124ZM152 61H151V62H152ZM82 62H83V61H82ZM84 62L81 63V64H84V66L86 67V65H85ZM95 62H96V61H95ZM102 62H103V60H102ZM125 62H126V61H125ZM125 62H124V63H125ZM161 62H162V61H161ZM99 63H100V62H99ZM99 63L97 62V64H99ZM103 63H104V62H103ZM106 63H107V61H106ZM120 63H121V61H120ZM120 63H119V64H120ZM146 63H149V62H146ZM95 64H96V63H95ZM87 65H88L87 67H89V63H88ZM92 65H94V64H90V66H92ZM100 65L102 66V63H100ZM79 66H80V64H79L78 66H75L76 68H75V67H74V68L77 69V70H80V67H79ZM103 66H104V64H103ZM103 66H102V68H103ZM105 66H106V65H105ZM77 67H79V69H78ZM81 67H83V66H81ZM71 68L73 69L72 66H71ZM81 69H82V68H81ZM85 69H86V68H85ZM85 69H84V70H85ZM87 69H88V68H87ZM69 70L71 71V69H69ZM69 70H68V71H69ZM77 70H75V72H74V70H73V72H72V71H71V72L69 71V73H72V74L75 73L76 75H75V74H74V75H75L76 77H78V74L76 73ZM127 70H128V69H126V72H127V73L124 72V76H125V78L128 79V77H130V75H129V76L127 75V77H126L125 74H131V72L129 71V72H130V73H129ZM49 71H51V70H49ZM209 71H210V70H209ZM209 71H208V72H209ZM79 72H81V71H79ZM209 73H210V72H209ZM44 74H45V73H44ZM58 74H60V73H58ZM230 74H231V73H230ZM230 74H229V75H230ZM48 75H49V74H48ZM62 75H63V74H62ZM74 75H73L72 77H75ZM80 75H82V72H81ZM120 75H122V73H121ZM209 75H210V74H209ZM209 75H208V76H209ZM232 75H233V74H232ZM63 76H64V75H63ZM67 76L69 77L68 74H67ZM70 76H71V75H70ZM216 76H217V75H216ZM222 76H224V75H222ZM222 76H221V77H222ZM68 77H66V79H67ZM112 77H113V76H112ZM112 77L110 78L111 80H112ZM116 77H118V76H116ZM116 77H115V78H116ZM219 77H220V76H219ZM69 78H71V77H69ZM78 78H81V76L78 77ZM78 78H75V79L73 78L74 81H72V80H73L72 78L70 79V81H69V79H67L68 82H70V84H68L67 86H70V85H71L73 82H75V80L78 79ZM113 78H114V77H113ZM118 78H121V77L119 76ZM118 78H117V79H118ZM122 78H124V77H122ZM122 78L120 79V81H122V82L124 83L125 78H124L123 80H122ZM212 78H213V77H212ZM212 78H211V79H212ZM217 78H218V77H217ZM217 78L214 77V78L212 79V81L215 80V83H216V82H217V81H216ZM64 79H65V78H64ZM127 79H126V80H127ZM218 79L220 80V79H222V78H218ZM218 79H217V80H218ZM61 80H62V79H61ZM108 80H109V77H108ZM111 80H110V81H111ZM197 80H199V79H197ZM197 80H196V81H197ZM219 80H218V81H219ZM64 81H66V80H64ZM71 81H72V83H71ZM112 81L115 82L114 80H112ZM120 81L118 80V83H119ZM196 81H195V82H196ZM199 81H200V80H199ZM212 81H210V82H212ZM221 81H222V80H221ZM229 81H230V80H229ZM229 81H228V82H229ZM116 82H117V80H116ZM122 82H121V86H122ZM156 82H159V81H156ZM197 82H198V81H197ZM200 82L202 83V79H201ZM200 82H198V83H199L200 85H202ZM222 82H224V81H222ZM226 82H227V80H226ZM226 82H225V84H226ZM193 83H194V81H193ZM220 83H221V82H220ZM66 84H67V81H66L65 85H66ZM194 84H196V83H194ZM211 84H212V83H211ZM216 84L219 85V83H216ZM227 84H228V83H227ZM230 84H231V83H230ZM230 84H228V87H229V86H230V87L233 86V85H230ZM72 85H73V84H72ZM185 85H186V84H185ZM189 85H190V84H189ZM213 85H214V84H213ZM218 85L215 86V87H216V90H214L215 87H213L212 85H211L210 87H213V89H212V88H211V89L217 92V91H219V90L221 89V88L219 89L220 86L218 87ZM222 85H223V84H222ZM236 85H237V84H236ZM236 85H235V86H236ZM187 86H188V84H187ZM191 86H192V87H191ZM191 86H189V87H191V89L196 88V87H193V85H191ZM196 86H197V84H196ZM202 86H203V85H202ZM207 86H208V85L205 84L204 87L207 88ZM225 86H226V85H225ZM225 86L223 85V86H222V89H223V87H225ZM235 86H234V87H235ZM131 87H132V86H131ZM131 87H130V89H131ZM136 87H137V86H136ZM136 87H135V88H136ZM177 87H179V85H177ZM198 87H199L200 90H202V88H201L200 86H198ZM198 87H197V88H198ZM204 87H203V89H204ZM228 87H227V89H232V88H233V87H231V88H228ZM236 87H237V86H236ZM238 87H239V86H238ZM63 88H64V90L66 89V87H64V86H63ZM138 88H139V87H138ZM138 88L135 89V91H134L135 93H136V90H137ZM140 88H141V90L143 89L142 87H140ZM140 88L138 89L139 92H141ZM239 88L241 89V87H239ZM68 89H69V88H68ZM68 89H66V90L68 91ZM132 89H134V86L132 87ZM177 89H178V88H177ZM199 89H198V90H199ZM207 89H208V88H207ZM207 89H206L205 91H207ZM217 89H219V90H217ZM222 89H221V90H222ZM224 89H225V88H224ZM237 89H238V88H237ZM240 89H239V90H235V91H233V92H236V91L238 92V91H239L240 94L244 95V94H243V89L245 90V88H242V91H240ZM126 90H127V89H126ZM126 90L124 89L123 91H126ZM128 90H129V89H128ZM138 90H137V92H138ZM194 90H195V89H194ZM194 90H193V91H194ZM198 90H197V92H198ZM67 91H66V92H67ZM123 91H122V92H123ZM131 91H132V90H131ZM182 91H183V90H182ZM189 91H190V90H189ZM191 91H192V90H191ZM191 91H190V92H191ZM205 91L203 90L202 92L204 93ZM224 91H225V90H224ZM226 91H227V90H226ZM262 91H263V90H262ZM134 92H131V93L133 94ZM139 92H138V95H141L142 92H141V93H139ZM202 92H201V93H202ZM228 92L231 93V90L228 91ZM237 92H236V94L233 93L234 96L237 95V94L239 93V92H238V93H237ZM241 92H242V93H241ZM124 93L126 94V92H124ZM124 93H123V94L121 93V94L124 95ZM127 93H128V91H127ZM201 93H199V94L203 96V93H202V94H201ZM206 93H207V94H208V93L212 94L211 92H208V91H207ZM206 93H205V94H206ZM128 94H129V93H128ZM128 94H127V96H128ZM132 94H131V98L135 95V94H134V95L132 96ZM205 94H204V95H205ZM216 94H218V93H216ZM233 94L231 93V95H233ZM240 94H238V95H240ZM262 94H263V93H261V95H262ZM67 95H68V94H67ZM156 95H157V94H156ZM158 95H159V93H158ZM175 95H176V94H175ZM238 95H237V96H238ZM242 95H241L240 97H242ZM263 95H264V94H263ZM263 95H262V96H263ZM135 96H136V95H135ZM210 96H212V95H210ZM258 96H260V95H258ZM262 96H261V99H264ZM68 97H69V96H68ZM70 97H71V96H70ZM70 97H69V98H70ZM136 97H137V96H136ZM136 97H133V98H136ZM139 97H140V96H139ZM139 97H138V99H139ZM141 97H142V95H141ZM204 97H206V96H204ZM207 97H208V96H207ZM216 97H217V96H216ZM235 97H236V96H235ZM235 97H234V98H235ZM238 97H239V96H238ZM238 97H237L236 99H238V102H239V99H241V98H240V97L238 98ZM133 98H132V100H133ZM175 98H176V97H175ZM177 98H179V97H177ZM208 98L210 99L211 97H208ZM212 98L215 99V96L212 97ZM242 98H243V97H242ZM205 99H206V98H205ZM214 99H212V100H214ZM220 99H221V98H220ZM243 99L246 100L247 98L244 97ZM243 99H242L241 101L243 102V106H244V105H245V104H244L245 101H244ZM256 99H257V98H256ZM258 99H260V97H259ZM68 100H69V99H68ZM101 100H102V103H103V99H100L99 102H98L99 104L101 103V102H100ZM134 100H135V99H134ZM134 100H133V101H134ZM139 100H143V99H139ZM139 100H137L136 102H138ZM178 100L180 101L179 103L181 104L183 98H182L181 100H180V99H178ZM210 100H211V99H210ZM232 100H233V99H232ZM104 101H105V99H104ZM172 101H173V100H172ZM175 101H176V99L174 100V104H175ZM184 101H186V100H184ZM235 101L237 102V100H235ZM235 101H233V102H235ZM251 101H252V100H251ZM260 101H261V100H260ZM260 101H258V102H260ZM72 102L75 103V101H73V100H72ZM215 102H216V101H215ZM217 102H219V101L217 100ZM242 102H239V103H242ZM253 102H256V100H254ZM258 102H256V103H258ZM262 102H264V101H262ZM69 103H70V105H71V104H74V103H71V99H70ZM102 103H101V104H102ZM138 103H139V102H138ZM176 103H178V102L176 101ZM182 103H184V102H182ZM249 103H251V102H249ZM249 103H248V105H249ZM66 104H67V103H66ZM96 104H97V102H96ZM141 104H144L143 101H142V103H139V105H141ZM180 104H179V106L174 105L175 108H177V111H178L179 108H180L179 110L182 109L180 106H182V107L185 106L184 104H183V105H180ZM236 104H237V103H236ZM246 104H247V103H246ZM254 104H255V103H254ZM137 105H138V104H137ZM139 105H138V107H139ZM144 105H146V104H144ZM201 105H202V103H201ZM205 105H206V104H203L202 106H204V108H205V110H206V106H207V105H206V106H205ZM213 105H214V104H213ZM213 105H212V106H213ZM217 105H218V103H217ZM217 105H215V108H216ZM237 105H239V104H237ZM133 106L135 107V105H133ZM142 106H143V105H142ZM172 106H173V105L171 104L170 107L172 108ZM212 106H211V107H212ZM235 106H236V105H235ZM243 106H242V107H243ZM245 106H246V105H245ZM245 106H244V110L246 111ZM138 107H137V108H138ZM144 107H146V106H144ZM144 107H142V110L145 109ZM178 107H179V108H178ZM185 107H186V106H185ZM187 107H188V105H187ZM187 107H186V108H187ZM207 107H208V106H207ZM213 107H214V106H213ZM239 107L242 109V107H241L240 105H239ZM248 107H249V106H248ZM248 107H247V108H248ZM250 107H251V104H250ZM250 107H249V108H250ZM143 108H144V109H143ZM183 108H184V107H183ZM204 108H202V109L204 110ZM235 108L237 109L238 106L235 107ZM188 109H190V108L188 107ZM199 109H200V108H199ZM207 109H208V108H207ZM230 109H231V108H230ZM236 109H235V110H236ZM250 109H252V108H250ZM135 110H136V108H134V109L132 108V110H130V111H131V112H132V111L134 112ZM140 110H141V108H140ZM140 110H139V113H140V112L142 113V111H140ZM173 110H174V109H173ZM184 110H185V108H184ZM184 110H183V111H184ZM203 110H200V113H201ZM212 110H213V109H212ZM223 110H224V109H223ZM223 110H222V111H223ZM226 110H227V109H225V112H226ZM232 110H234V109H232ZM232 110H230V111H232ZM235 110H234V111H235ZM244 110H243V111H244ZM177 111H176V109H175V112H174L175 115H177V114H176ZM183 111H182V112H183ZM213 111H214V110H213ZM217 111H218V110H217ZM227 111H228V110H227ZM230 111H228V112L231 114V117H230L229 115H226V113H225V116H229L230 118H232V116H233L232 114H234V116H235V114L238 115V114L240 113V115H241V114L244 113L242 110H240V111H242L243 113H241V112H239V111H238L239 113H238V112H233V113H232V112H230ZM248 111L251 112V110H247V112H248ZM131 112H130V113H131ZM146 112H148V111L146 110ZM146 112H145V113H146ZM182 112H180V113H182ZM185 112H187V111L185 110ZM214 112H215V111H214ZM228 112H227V113H228ZM250 112H249V113H250ZM174 113H173V114H174ZM180 113H178V116H179ZM205 113H207V111H206ZM223 113H224V112H222V114H223ZM229 113H228V114H229ZM237 113H238V114H237ZM249 113H247V114H249ZM133 114H135V112H134ZM150 114L153 115L154 113H150ZM150 114H149V112H148V116L150 117V119L148 120L149 117H147V119H146V120H148V121H147L148 124H147L146 120L143 118V120H144V124H145V122H146V124H147L146 126H143L144 124L142 125L143 127H145V130L148 129V128L151 130L152 127H153V125L155 124V123L153 124L152 122H154L155 119L157 118V117H154V116H153L154 118L151 117ZM184 114H185V113H184ZM202 114H204V113H202ZM202 114H201V115H202ZM210 114H211V113H210ZM212 114H214V113H212ZM217 114H219V112H217ZM222 114H221V115H222ZM247 114L245 115L246 117H247ZM138 115H139V114H138ZM138 115H137V116H138ZM154 115H155V114H154ZM157 115H158V118H159V114H156V116H157ZM175 115H174V116H175ZM182 115H183V114H181V116H182ZM201 115H200V117L203 116V115H202V116H201ZM207 115H208V113H207ZM215 115H216V113L213 115L214 118L211 117V118L214 119V120L216 119ZM223 115H224V114H223ZM240 115H238V116H240ZM132 116H133V115H131V117H132ZM144 116H146V114H144V115H143V114H142V115H139V118H140V117L142 118V117H144ZM172 116H173V115H172ZM178 116H176V117H178ZM185 116H186V115H185ZM185 116H182V117L179 116L182 122L184 121V120H182V118H184ZM194 116H195V115H194ZM194 116H192V117H194ZM196 116H197V115H196ZM216 116H217V119H218V117H220V119H221V116H219V115H216ZM238 116H236V117H238ZM241 116H242V115H241ZM249 116H250V114H249ZM249 116H248V118H249ZM161 117H163V115H161ZM179 117H178V118H179ZM203 117H204V116H203ZM208 117H209V115H208ZM229 117H228V119H229L230 121L227 120V119H225V118H224V119H225L226 121H228V122H232V121H233V123H234L233 125L236 124V122L238 121V118H239V117H238V118H235L234 120L236 121V119H237V121L234 122L233 118L230 119ZM255 117H256V116H255ZM255 117H254V118H255ZM139 118H137V120H138V121L136 120L137 122L135 121V118H134V120L132 119V120H133V121L131 120L132 123L135 121L134 124L136 125V123L139 122ZM171 118H172V117H171ZM171 118H170V119H171ZM178 118H177V120H178ZM195 118H197V117H195ZM205 118H206V117H205ZM222 118H223V116H222ZM226 118H227V117H226ZM240 118H244V116H243V117H240ZM248 118H246V119H248ZM252 118H253V116H252ZM252 118H249V119L252 120V121H254ZM258 118H259V117H257V119H255V121H258V125H257V127L260 126V127H259L260 129L258 128L259 131L257 130L256 132H262V133H263V132H264V129H263L264 124H263L262 122H263L264 120H263V121L261 120V123L259 124V120H258ZM69 119H70V118H69ZM118 119H120V118H118ZM130 119H131V118H130ZM130 119H129L128 121H130ZM159 119H160V118H159ZM174 119H176V118H174ZM174 119H173V120H174ZM206 119H208V118H206ZM206 119L202 118V120H200V118H199V116H198V119H197V120H199L198 122H199V123L201 122V125H203L202 123H205V121H203V120H206ZM224 119H223V121L226 122ZM260 119H262V117H261ZM71 120H72V119H71ZM110 120H111V119H110ZM120 120H121V119H120ZM120 120H119V122H120ZM177 120H175V123H176L177 125H180V124L178 123L180 120H179V121H177ZM231 120H232V121H231ZM244 120H245V119H243V121H244ZM250 120H249V121H250ZM80 121H81V123H82V120H80ZM111 121H112V120H111ZM111 121H110V122H111ZM114 121H116V120L114 119ZM114 121H113V123L116 124L118 120H117L116 122H114ZM140 121H141L140 123H143V121H142L141 119H140ZM176 121H177V122H176ZM181 121H180V123H181ZM192 121H193V123H194V121H196V120H195V119L193 120V118H192ZM218 121H219V123H220V122L222 121V119H221V121H220V120H218ZM223 121H222V122H223ZM243 121H240L239 124L242 123ZM119 122H118V124H119ZM156 122H157V120H156ZM171 122H172V121H170V123H171ZM206 122H207V121H206ZM208 122H209V120H208ZM208 122H207V123H208ZM212 122H214V121L211 120L210 123H212ZM224 122H223V123H224ZM245 122H247V121H245ZM76 123H77V121H76ZM78 123H79V121H78ZM111 123H112V122H111ZM121 123H122V124H121ZM124 123H125L126 126L128 127L127 123L129 124V123H131V122H127V120H126V122L124 121ZM124 123H123V122H120V124H121V128H122V126H123ZM195 123H197V122H195ZM248 123H249V122H248ZM253 123H254V122H253ZM82 124H83V123H82ZM115 124H114V127H115ZM118 124H117V125H118ZM125 124H124V125H125ZM134 124H133V127L136 128ZM138 124H139V123H138ZM138 124H137V125H138ZM151 124H153V125H151ZM156 124H157V123H156ZM156 124H155V125H156ZM159 124H160V123H159ZM159 124H158V127L163 126V125L159 126ZM164 124H166V123H164ZM171 124H172V123H171ZM171 124H168V126H170ZM182 124H183V123H182ZM182 124H181V125H182ZM197 124H198V123H197ZM197 124H196V125H197ZM217 124H218V123H217ZM217 124H216V125H217ZM220 124H222V123H220ZM220 124H218V125H220ZM226 124H227V123H225V125H226ZM239 124H238V125H239ZM250 124H252V122L248 124L249 127L252 129L251 132H253V130L255 131L256 128L253 129V128L250 126ZM255 124H257V122H255ZM255 124H253V126H254ZM262 124H263V127H261ZM129 125H130V124H129ZM137 125H136V126H137ZM139 125H140V124H139ZM150 125H151V127H150ZM155 125H154V127H155ZM198 125H199V124H198ZM198 125H197V126H198ZM213 125H214V124H212V126H213ZM218 125H217V126H218ZM227 125H229V127H230V123L227 124ZM233 125H232V126H233ZM238 125H237V126H238ZM103 126H105V125H103ZM118 126H119V125H118ZM118 126H116V127H117V128H120V126H119V127H118ZM126 126H125V127H126ZM164 126H165V125H164ZM168 126L166 125L167 128H168ZM208 126H210V128L212 129L211 124L208 123V125H207L206 127L208 128ZM217 126H215V127L213 126V128L216 129ZM235 126H236V125H235ZM235 126H234V127H235ZM240 126H241V124H240ZM242 126H243V125H242ZM242 126H241V127H242ZM246 126H247V125H246ZM88 127H89V126H88ZM116 127H115V128H116ZM125 127H123V131H121V132H119L120 129H117V130H116V132H117V131L119 132V135H117L118 133H116V134L114 133V134H115V137H116V135H117V137L114 138V139H115V140L117 139L116 141H118V142L120 143L119 147L121 146V142H123L122 140H123L125 137H127V134H126L125 132L128 131V132H129V135H130V132H131V130H128V129L125 128ZM130 127H131V128H130ZM146 127H147V128H146ZM166 127H165V128H164V127H163V128H160V131H161V129H164V130H165ZM171 127L173 128V125H172ZM182 127H183V126H182ZM200 127H203L202 129H204V128H205V125H204V126H200ZM200 127H199V128H200ZM223 127H225L224 124H223L222 127H220V128L223 130V132H224V130H225V132H226V131L228 130V128H227V130H226V129L223 128ZM226 127H227V126H226ZM238 127H239V126H238ZM241 127H239V129H242ZM243 127H245V123H244V126H243ZM99 128H100V127H99ZM99 128H97L96 130L99 131ZM101 128H102V125H101ZM104 128H105V127H103V129H104ZM115 128H112L109 132H111L112 130H113V132H115ZM129 128L132 129V125L129 126ZM179 128H180V126H179ZM183 128H184V127H183ZM210 128H209V129H210ZM231 128H232V127H231ZM235 128H236V127H235ZM245 128H246V127H245ZM245 128H243L242 130H240V132H243V135H244V136H245V134H246V133L244 132V131H245ZM247 128H248V127H247ZM90 129H91V128H89V130H90ZM125 129H126L127 131H126ZM154 129H157V125H156V127H155ZM200 129H201V128H200ZM202 129L200 130V133H198V134H201V133H202V132H201V131H203ZM211 129H210V130H211ZM84 130H86V129L84 128ZM124 130H125V132H124ZM164 130H163V131H164ZM168 130L171 131L172 129L169 127ZM180 130L182 131L183 129H180ZM180 130L178 129V133L181 132ZM187 130H188V132H189L188 135L190 136V135H191L190 131H193V130H189V129H187ZM222 130H221V131H220V129L217 130V132L220 131V136H221V134H222ZM235 130H237V129H235ZM248 130H250V129L248 128ZM248 130H246V132H247ZM91 131H93V129L90 130V131H85V133L87 134V133L89 132V135H88V136H90V134H92L93 136H95L96 133H97V131H95V132H96L95 134H93L94 132H93V133H90ZM100 131L103 132V130H101V129H100ZM100 131L98 132L99 135H102V134H103L102 136H104V134H105L104 132H105V131H104L102 134L100 133ZM132 131H133V132H131V133L135 134V133H134V129H132ZM136 131H137V130L135 129V132H136ZM152 131H154V130L152 129ZM160 131H159V132H160ZM165 131L168 132L167 129H166ZM165 131H164V132H165ZM179 131H180V132H179ZM194 131H195V130H194ZM206 131H208V130H206ZM229 131H230V130H229ZM231 131H232V132H231L230 134L232 135V133H233V135H234V132H235V131L233 132L232 129H231ZM81 132H82V131H81ZM122 132H124V134H123ZM159 132H158V133H159ZM164 132H163V133H164ZM174 132L177 133V129H176V128H175V131H174ZM184 132L188 133L185 129H184ZM196 132H198V130H196ZM236 132H237V131H236ZM236 132H235V133H236ZM248 132H250V131H248ZM251 132H250V133H251ZM76 133H77V134H76ZM76 133H74V134H76L77 136H79L78 134H79L80 132L78 131V132H76ZM82 133H83V132H82ZM85 133H84V136L86 135ZM111 133H112V132H111ZM136 133H138V132H136ZM152 133H153V135H154L155 132H152ZM169 133L171 134L172 131L169 132ZM186 133H184V134H186ZM203 133H204V131H203ZM203 133H202V134H203ZM206 133H207V132H206ZM210 133H211L212 136H213L214 132L212 131V132H210ZM244 133H245V134H244ZM254 133H255V132H254ZM74 134H73V135H74ZM155 134H156V137H157L158 134H157V133H155ZM165 134H167V133H165ZM174 134H175V133H173V136H174ZM193 134H194L195 137H196L195 132H194ZM198 134H197V135H198ZM236 134H237V133H236ZM236 134H235V135H236ZM238 134H239V130H238ZM238 134H237V135H238ZM247 134H248V133H247ZM247 134H246V135H247ZM256 134H258V133H255L254 135H256ZM70 135H72V134H70ZM70 135H69V137H70ZM105 135H106V134H105ZM107 135L111 136V135H113V134L110 135V134L107 133ZM107 135H106V137H107ZM124 135H126V136H124ZM137 135H139V134H136L135 136L132 135V137H129V136H128V137H129V140H130L131 138H132V140H134V141H135V140H138V139L140 138V136H137ZM180 135H181V137L179 136L180 139H181L182 141H184V143H185V142L187 143V141L185 140L186 137H185L184 135H182L181 133H180ZM186 135H187V134H186ZM205 135H206V134H205ZM205 135H204V136H205ZM215 135H216V130H215ZM215 135H214V136H215ZM223 135H224V133L222 134V136H223ZM231 135H230V136H231ZM239 135L241 136L242 134L240 133ZM252 135H253V134H252ZM252 135H251V134H250V135L248 134V138H249V139L252 138V137L254 136V135H253V136H252ZM261 135H262V134H261ZM80 136H81V133H80ZM80 136L78 137V138H79V141H81V140L84 138V137L82 136L83 138L81 137V138H82V139H81ZM96 136H97V135H96ZM96 136H95V138H94V137L92 138V139H94V141H96V140H95V139H96ZM102 136H101V137H102ZM159 136H160V134H159ZM161 136L163 137V135H161ZM164 136H165V135H164ZM177 136H178V135H177ZM177 136L175 135V137H177ZM183 136H184L185 138H184ZM189 136H188V137H189ZM201 136H202V135H201ZM201 136H200V137L197 136V137L200 138V139H203V138H201ZM224 136H225V135H224ZM224 136H223L222 138H224ZM226 136H227V137H226ZM226 136H225V138L227 139V138H228L227 133H226ZM230 136H229V139L231 138ZM250 136H252V137H250ZM69 137H68V139H69ZM73 137H74V139H77V137H75V136H72L70 139H72ZM86 137H87V136H86ZM91 137H92V136H91ZM101 137L99 136L98 139H100ZM135 137H136V138L139 137V138H138V139H135ZM154 137H155V136H154ZM154 137H153V136L151 137V138H152L151 141H150V137H148V139L146 138V141H145V140H144L143 142L140 141V144L142 143V144H141L142 147L140 146L139 142H137V144H139V145H136V146H138V148L141 149V151H138V148L134 145V144H135L134 141L132 142V141L130 140V141H131V145L134 143V144H133L134 147L137 148V150H135V154L137 155V154H139V152L142 153V152H143L142 150H144V152H143L144 154H143V155H146V157H145V159H146L147 156H148L147 154L151 155L152 152L155 153V151H157V150H159V153H158V155H159V154H160V150H161L162 148H165V150H164V149L161 150V151H163V153H164V151H168V150H166V149L169 147L167 144H168V143L170 144V142H168V140L171 139V138H169L170 135L168 136V139H167V142H168V143L165 142V141H166V140H165V139H166V138H165L166 136L163 137V138H165V139H163L162 137H161V139H160V138H156V137L154 138ZM179 137H178V138H179ZM182 137L184 138V140L182 139ZM188 137H187V139H188ZM202 137H203V136H202ZM205 137H208V136H205ZM209 137L212 138L211 136H209ZM216 137H217V136H216ZM233 137H234V136H233ZM241 137H242V136H241ZM241 137H240V138H241ZM258 137H261V136L258 135ZM104 138H105V137H104ZM104 138H103V139H104ZM108 138H110V137H107V139H108ZM112 138H113V136H111V139H112ZM133 138H134V139H133ZM153 138H154V139H153ZM193 138H194V136H193ZM222 138H220L219 140L221 141ZM237 138L239 139L238 136H236V139H237ZM243 138H244V137H243ZM243 138H241V139L239 140L241 143H242V139H243ZM245 138H246V137H245ZM248 138H246V139H248ZM253 138H254V137H253ZM70 139H69V140H70ZM80 139H81V140H80ZM85 139H86V141H87V139H89V137H87V138H85ZM85 139H84V141H85ZM92 139H90V140H92ZM105 139H106V138H105ZM105 139H104V140H105ZM111 139H110V140H111ZM126 139H127V138H126ZM126 139L124 140V142H129V141H126ZM140 139H141V138H140ZM172 139H173V138H172ZM200 139H199V140H200ZM205 139H207V141L210 142V139H209V138H205ZM205 139H203V140H205ZM208 139H209V140H208ZM216 139H218V138H216ZM229 139H228V140H229ZM231 139H232V138H231ZM233 139H234V138H233ZM238 139H237V140H238ZM249 139H248V140H249ZM255 139H257V138H255ZM258 139H260V138H258ZM263 139H264V138H263ZM263 139H262V140H263ZM65 140H66V138H65ZM65 140H63V141H64V143L66 144V143H67V140H66V142H65ZM77 140H78V139H77ZM77 140H75V141H77ZM90 140H88V141H90ZM142 140H143V139H142ZM148 140H149V141H148ZM164 140H165V141H164ZM173 140H176V139H173ZM178 140H179V139H178ZM190 140H191V137H190ZM190 140L188 141L189 144H187V146H188V145L191 146V142H192L193 145H195L196 142H194V140H197V139L194 138L193 141H192V140L190 141ZM199 140H198V141H199ZM212 140H213V138H212ZM212 140H211V142H213ZM219 140H218V141L216 140V142L218 143ZM244 140H245V139H243V144H244ZM248 140H247V141H248ZM252 140H253V139H252ZM260 140H261V139H260ZM262 140H261V142H262ZM63 141H61V142H63ZM73 141H74V140H73ZM73 141L71 140V141H69V143L72 142L71 144H73ZM75 141H74V142H75ZM86 141H85V142H86ZM88 141H87V142H88ZM94 141H93V142H94ZM98 141H99V140H98ZM98 141L94 142V143H96V146H94V147L97 148L98 152L100 151V154H103V155H104V153H105L104 149H105V150L108 149V148H109L108 145L106 146V147H108V148H106L105 146H104L105 148H103V146H102V147L100 146L101 148H103L102 151H104V153L101 152L100 147H99V146L97 147V145H98L99 143H101V142L103 143V144H101V145H106V144H109V145H110V143H112V142L110 141V143H109L108 140H106L107 143H106L105 141L103 142V141H102V138L100 139L99 142H98ZM112 141H114V140H112ZM138 141H139V140H138ZM169 141L172 142V140H169ZM176 141H177V140H176ZM205 141H206V140H205ZM207 141H206V143H208V146H209L210 148H211V147L214 148V146H215V145H214V143H215V137H214V142L211 144V145H213V146H210V145H209L210 143L207 142ZM247 141L245 140V142H247ZM250 141H251V139H250ZM263 141H264V140H263ZM87 142H86V144H85V143L82 141V143H84L83 145H87ZM97 142H98V144H97ZM124 142H123V143H124ZM180 142H181V141H180ZM200 142H201V141H200ZM229 142H230V141H229ZM235 142H236V141H235ZM240 142H239V143H240ZM251 142H252V141H251ZM253 142H255V141H253ZM257 142H259V141H257ZM261 142H260L259 144L262 145L263 142H262V143H261ZM76 143H77V142H76ZM76 143H75V144H76ZM78 143H79V142H78ZM80 143H81V142H80ZM89 143H90V142H89ZM89 143H88L87 146H92V147H93V143H92V145H91V143H90V145H89ZM104 143H105V144H104ZM166 143H167V144H166ZM173 143H174V144L176 143V146H177V144H179V141H177V142H174V141H173ZM173 143H172V144H173ZM181 143H182V142H181ZM184 143H182V145H181V144H180V145H181V146H184V145L186 146V143H185V144H184ZM203 143H204V141L202 142V145H200V143L197 142L196 145L198 144L200 147L202 146L201 148H202L203 150H205L206 147H205V145H203ZM224 143H225V142H222V143L219 142V144L216 145L217 147L215 146L216 148L219 149V150L216 149V151H215V153L217 152L216 154H218V151H221V149H220L221 147H222V149H223V148H224V149L226 148V146H225L226 143H225V145H223ZM230 143H231V142H230ZM236 143H237V142H236ZM241 143H240V144H241ZM114 144H115V147L117 146V148H118V143H115V142H114ZM114 144H113V145H114ZM124 144H125V143H124ZM124 144H123V145H124ZM126 144H127V143H126ZM183 144H184V145H183ZM215 144H216V143H215ZM237 144H238V143H237ZM237 144H235V146H233V148L236 147ZM245 144H248V143H245ZM245 144H244V146H243V145H240V146L245 147ZM249 144L251 145V143H249ZM252 144H253V143H252ZM257 144H258V143H257ZM60 145H61V144H60ZM68 145H70V144H68ZM80 145H81V144H80ZM113 145L111 144V146H113ZM128 145H129V147H130V143L127 144V145H125L124 147H126V146L128 147ZM180 145H178V146H180ZM193 145H192V146H193ZM229 145H230V144H229ZM261 145H260V146H261ZM62 146H63V145H62ZM65 146H67V144H66ZM73 146H75V145H73ZM73 146H72V148H73ZM81 146H82V145H81ZM81 146H79V147H80L81 149H82V148L84 149V146H83V147H81ZM111 146H110V148H111ZM167 146H168V147H167ZM173 146H174V145H173ZM176 146H175V147H176ZM185 146H184L183 148H185ZM208 146H207V149L209 148ZM240 146H238V147H240ZM248 146H249V145H248ZM256 146H257V145H256ZM258 146H259V145H258ZM260 146H259V147H260ZM263 146H264V145H262L261 147L264 148ZM77 147H78V146L76 145V148H74L75 151H76V152H77V151H81V149H80V150H79V149L76 150ZM85 147H86V146H85ZM94 147H93V148H94ZM115 147H114V148H115ZM129 147H128V148H129ZM131 147H132L131 150L134 151V150H133L134 147H133V146H131ZM166 147H167V148H166ZM195 147H196V148H199V147H197V146H195ZM195 147L191 148V147L188 146V148H191L190 150L193 149V151H194V150L196 151ZM203 147H204L205 149H204ZM238 147L234 148V150H236ZM253 147H254V145H253ZM93 148H92V150L95 149V148H94V149H93ZM98 148H99L100 150H99ZM110 148H109V149H110ZM114 148H113V149H114ZM128 148L126 149V151H128V153H129V152H130V151H129L130 148H129V150H128ZM183 148H182V149H183ZM188 148H186V149L188 150ZM210 148H209V149H210ZM213 148H211L210 153L212 152V149H213ZM245 148H246V147H245ZM245 148H242V149H245ZM248 148L250 149V148H252V147L250 146V147H248ZM74 149H73V150H74ZM83 149H82V150H83ZM87 149H88V148H87ZM87 149H86V151H87ZM111 149H112V148H111ZM119 149H120V148H119ZM122 149H123V147H122ZM169 149H170V148H169ZM202 149H201V150H202ZM207 149H206V152L209 153V152L207 151ZM224 149H223V150H224ZM226 149L230 152V150H229L228 148H226ZM238 149H239V148H238ZM238 149H237V150H238ZM242 149L240 150V153L243 151ZM257 149H258V152H259V151H260L259 148H257ZM88 150L90 151L91 148L89 147ZM92 150H91V151H92ZM115 150H116V148H115ZM120 150H121V149H120ZM123 150H124V149H123ZM174 150H175V151H174ZM174 150H173V151L170 150V151H172L173 153L175 152V156H176V154L178 155V153H176V152H177V151H176V150H177V147H176V149H174ZM179 150L182 151V150L179 149V147H178V151H179ZM183 150H184V149H183ZM190 150H189V151H190ZM199 150H200V149H199ZM213 150H214V149H213ZM217 150H218V151H217ZM227 150H225V153L228 152ZM252 150H253V149H251L250 151H252ZM254 150L256 151V148H255V147H254ZM254 150H253V151H254ZM75 151H74V152H75ZM83 151H84V150H83ZM83 151H81L80 153L83 154ZM94 151H96V149H95ZM94 151H92V152H94ZM106 151H107V150H106ZM108 151H111V150H108ZM113 151H114V150H113ZM113 151L110 152V155H111V153H112ZM124 151H125V150H124ZM136 151H138V153H136ZM170 151H168V153H169ZM180 151H179V152H180ZM185 151H186V150H184L183 153H184ZM238 151H239V150H238ZM261 151H263V150L261 149ZM261 151H260V152H261ZM84 152H85V151H84ZM92 152H88L89 155L86 153V155H88L87 157H89L90 154H91ZM117 152H120V151L117 149ZM121 152H122V151H121ZM145 152H146V153L148 152V153L146 154ZM149 152H151V154H150ZM172 152H170L171 155H173ZM186 152H188V151H186ZM260 152H259V153H260ZM62 153H63V152H62ZM62 153L59 152L58 154L62 155ZM66 153H67V152H66ZM71 153H72V152H71ZM71 153H70V154H71ZM94 153H95V152H94ZM96 153H97V152H96ZM115 153H116V152H115ZM115 153H113V155H114ZM161 153H162V152H161ZM168 153H167V154H168ZM170 153L168 154L169 156H171ZM193 153H194V152H193ZM197 153H201V152H199V151L197 150ZM202 153H203V151H202ZM202 153H201V155H202ZM204 153H205V152H204ZM204 153H203V154H204ZM210 153H209V154H210ZM250 153H251V152H250ZM252 153H253V152H252ZM252 153H251V154H252ZM263 153H264V152H263ZM263 153H261L260 155L262 156ZM58 154H57V155H58ZM64 154H65V153H64ZM64 154H63V155H64ZM68 154H69V152H68L66 155H68ZM75 154H77V153H75ZM75 154H74V156H75ZM78 154H79V153H78ZM78 154H77V158H78V156H79ZM100 154H98V155H100ZM108 154H109V153H108ZM108 154H105V155L108 156ZM129 154H130V153H129ZM131 154H132V153H131ZM165 154H166V152H165ZM185 154H186V153H185ZM189 154H190V152H189ZM191 154H192V153H191ZM191 154H190V155H191ZM223 154H224V153H223ZM226 154H227V153H226ZM226 154H225V156H223V160H225L224 157H225V158L227 157V158H226V161H227V159L229 158V159H228V163H229V160L231 161V159H230V157H228V155H226ZM228 154H230V153H228ZM246 154H247V153H246ZM248 154H249V152H248ZM254 154H255V156L258 155V154H257V151H256V153H254ZM71 155H73V154H71ZM84 155H85V153H84ZM84 155H82V156H84ZM91 155H93V153H92ZM95 155H96V154H95ZM98 155H97V157H98ZM105 155H104V156H105ZM110 155H109V156H110ZM113 155H112V156H113ZM132 155H133V154H132ZM168 155H167V157H169ZM179 155H180V154H179ZM186 155H188V154H186ZM193 155H194V154H193ZM198 155H200V154H197L196 156H198ZM219 155H220V154H219ZM239 155H240V154H239ZM241 155H244V156H245V152H243V154H241ZM249 155H250V154H249ZM249 155H248V156H249ZM260 155H258V156H260ZM263 155H264V154H263ZM53 156H54V155H53ZM55 156H56V155H55ZM74 156H73V158L71 157V159H74ZM93 156H94V155H93ZM93 156H90L91 159H93V158H92ZM138 156H139V155H138ZM138 156L136 157V160H137ZM152 156H153V158H154V155H152ZM152 156H151V157H152ZM156 156H157V152H156ZM156 156H155V157H156ZM161 156H162V155H161ZM164 156H165V155L163 154V157H164ZM203 156H206V153H205V155H202V156H200V157L203 158ZM207 156L209 157L210 155L207 154ZM207 156L204 157V160H205V158H207ZM214 156H215V154H214ZM214 156H213V157H214ZM233 156H235V154H234ZM233 156H232V157H233ZM248 156H245V157H248ZM250 156H251V155H250ZM252 156H254V155L252 154ZM51 157H52V156H51ZM57 157H58V156H57ZM60 157H62V156H60ZM67 157H70V155H68ZM67 157H66V158H67ZM94 157H95V156H94ZM133 157H134V158H132L131 160L135 159V155H133ZM140 157L143 158L144 156H142V154H141ZM140 157H139V159H140ZM172 157L175 158L174 156H172ZM180 157H181V156H180ZM180 157H179V158H180ZM188 157H189V156H188ZM191 157H192V156H191ZM194 157H195V156H194ZM211 157H212V155H211ZM215 157H216V156H215ZM215 157H214V158H215ZM220 157H221V156L216 157V161H214L213 158H211V159H212V162H213V161L215 162V163H213L214 165L216 164V162L220 165L221 161H223V160H221V159H220V160H221L220 163H219V160L217 161V158H220ZM232 157H231V158H232ZM64 158H65V157H63V159H64ZM81 158H82V157H81ZM84 158H85V157H84ZM105 158H106V157H105ZM107 158H109V157H107ZM148 158H149V157H148ZM157 158H159V157L157 156ZM176 158H177V157H176ZM182 158H183V154H182ZM196 158H199V157H195V158H193V160L195 159V161L198 162V160H196ZM202 158H201V159H202ZM221 158H222V157H221ZM239 158H240V160H241V158H243V156H242V157H239ZM254 158H255V157H254ZM54 159H55V158H54ZM56 159H57V158H56ZM58 159H59V162H60V159H62V158H58ZM58 159H57V160H58ZM68 159H69V158H68ZM79 159H80V157H79ZM79 159H78V161H80ZM82 159H83V158H82ZM95 159H96V157H95ZM97 159H98V158H97ZM97 159H96V160H97ZM101 159H103V157H102V158L100 157L99 160H101ZM139 159H138V160H139ZM159 159H160V158H159ZM159 159H158V160H159ZM168 159H172V158L169 157ZM168 159H167V160H168ZM186 159L188 160L187 162L191 161V159L189 158V159H190V160H189V159L187 158V156H186ZM186 159H182V160L185 161ZM209 159H210V158H207L208 161H205V163H208V162H209ZM244 159H245V158H244ZM244 159H243V160H244ZM57 160H56V161H57ZM64 160H65V159H64ZM69 160H70V159H69ZM69 160H68V161H69ZM74 160H76V161H74V163L76 162V163H79V164H80V162H77L76 157H75ZM88 160H89V161H88ZM93 160H94V159H93ZM99 160H98V164H99V165H98V164L96 165V166H98L96 169H98V171H99V169H100V172H98V174H100V173L103 174L105 171H102L103 173L101 172V169H103V168H101V165H100L99 162H101L103 165L106 164V163H108V162L106 161V163H103V161H99ZM103 160H104V159H103ZM105 160H106V159H105ZM129 160H130V159H129ZM146 160H147V159H146ZM146 160H145V161H146ZM151 160H152V159H150L149 161L151 162ZM158 160H157V163H158L159 161H161V162H160L161 164L159 163V164H160L159 166H158V164H157L158 167L156 166V158H155L154 160H152L153 162L155 161V162H154V163H155L154 165H155V167H157V168H155L153 171H151V172L154 173V175L150 173V175H151V176L153 175V177L151 178V180H150L151 182L149 183L150 189H151L152 187H155L156 189H158V191H156L158 194H156V193L154 194V193H153L152 196H151V194L149 195L148 193H146V194L143 193V192H145V191H143V190L139 191L138 188H141V186H143V185L146 186V184H147V183H146V184H143V185H141V186L139 185V187H138V185H137V187L134 186V188L136 187V188L138 189V191L140 192L139 194H142V195H139V194H138V195H139L140 197L145 198V199L142 198L140 201L137 200V199H139V197H137V199H135V200H136L135 202H134V201L131 202L132 200H131L130 202H128V200H126L127 197H123L124 199L126 198V199H125L126 201L123 202V201L121 200V199H122L121 197H122V196H127V194H126V195H122V196H121L120 194H119V195L116 194V195H117V198H118V196H121V197H120L121 199L118 198V199H119L118 201H117V200H113V199L115 198V197H114L115 195L112 196L113 193H112V194H109V195H111V196L113 197V198H112L111 196H109V197L112 198V200H111V202L113 201L112 203L109 201L111 198H110V199H109L108 197L105 198V196L102 197V198L105 199V200H106L107 198L109 199L108 201H109L110 204H107V205H109L108 208H106V207H107V205H106L107 200L105 201V204L102 203L104 200H102V201H98V200H96V202H97L96 205H93L94 201H93V203H92L91 200H86V201H90V203L92 204V207H94L93 209H95V210L99 209V208H98V204H99V203H100V204L102 203L104 206L106 205V206H105V209L107 210L108 213L105 212V209H104L103 207H101L100 204H99V206L101 207V209H103L104 212L107 213V215H109V213H110L111 216H112V215H115V214L120 213V212H122V213H123V212H126V213L128 212V214H131V217L129 218V220L127 219L125 223L122 222V223H123L122 226H124V225L127 223V221H128V223H129L130 220H131V221H130L131 224L129 223V225H130L131 228H137V226H139L140 224H141V225H142V224H151L150 222H153V221H151V217H152V216H151V217H150V216H147L148 218H145L144 216L141 215L142 217H144V218H142L141 216L137 215V214H140V213H137V212H138L137 209H141V208H143V210H141V213H143V212H144V207H147V206H149V205H150L151 207H154V208L156 207L155 210H157L159 207H160V208H163V207H164V208L166 209V207L171 206V203H172V205H173V202H171V201H170V202H171L170 205L167 204V201H166V200H168V199H167L166 196H167L168 194H167V195L164 194V193L166 192V189L164 188V186L168 187V183H165V184H167V185H165L164 183H163L164 185L161 184V185H163V188H161L160 183L162 182V178H165L166 176H168L167 174L170 173V174H169V178L172 177V175H171V173L173 174V171L171 170L172 166H175V165H178V164H180V163H183V161L179 162L178 158H177V159H174V160H176V161L178 160L179 163L176 164V163H177V162H176L175 165L170 164V165H171V166H170L171 168H170V167H167V168H170L169 170H171V172H169L165 166H166L167 164H169V163H167V162H170V161H167V160H166V157H165L164 159L161 158V160H159V161H158ZM172 160H173V159H172ZM193 160H192V161H193ZM202 160H203V159H202ZM246 160H247V159H246ZM53 161H55V160H53ZM66 161H67V160H66ZM71 161L73 162V160H71ZM84 161H85V162L88 161V163H92V162H93V161L90 162V158H88V159H86V160H84ZM94 161H95V160H94ZM139 161H140V160H139ZM142 161H143V160H142ZM149 161H148V163H149ZM210 161H211V160H210ZM226 161H223V162H222V163H224V164H222V167H223V166H224V167H226V166L228 167V165H227L228 163H226ZM232 161H233V160H232ZM59 162H56V163H59ZM72 162H68V165H69L70 163L73 165L74 163H72ZM96 162H97V161H96ZM96 162H94V163L96 164ZM104 162H105V161H104ZM133 162H134V160H133ZM143 162H144V161H143ZM143 162H142V163H143ZM153 162H151V163H153ZM171 162H173V161H171ZM193 162H194V161H193ZM193 162H192V163H193ZM234 162H235V160H234L232 163H234ZM244 162H245V161H244ZM247 162H248V161H247ZM247 162H245V163H247ZM258 162H259V161H258ZM53 163H54V162H53ZM60 163H61V162H60ZM65 163H67V162H65ZM81 163H82V161H81ZM83 163H84V162H83ZM83 163H82V165H83ZM94 163H93V165H92L93 167L95 166ZM137 163H138V162H137ZM151 163H149V164L151 165ZM210 163H211V162H210ZM237 163H239V162H237ZM237 163L232 164V165H234V166H233L234 168H236V167H235V164L237 165ZM245 163L242 162V165H240V166H243ZM262 163L264 164V162H262ZM134 164H135V162H134ZM138 164H139V163H138ZM184 164H188V163H184ZM189 164H191V163H189ZM195 164H197V163H195ZM195 164H193V165H195ZM208 164H209V163H208ZM240 164H241V163H240ZM247 164H248V163H247ZM247 164H246V165H247ZM58 165H59V164H58ZM61 165H63V166H67V165H64V161H63V163H61ZM61 165H60V166H61ZM72 165H71V168L69 169V171L73 168ZM74 165H75V164H74ZM77 165H78V164H77ZM77 165H75L74 168H77V169L82 168V167H81V166H82L81 164H80L81 166L78 165V167L80 166L79 168L77 167ZM85 165H87V163H85ZM85 165H84V166H85ZM88 165H91V164H88ZM103 165H102V166H103ZM109 165H110V164H109ZM135 165H136V164H135ZM139 165H141V164H139ZM142 165H143V164H142ZM152 165H153V164H152ZM199 165H200V167H201V164H199ZM204 165L207 166V164H204ZM209 165H210V164H209ZM225 165H226V166H225ZM230 165H231V163H230ZM246 165H244L243 167H245ZM54 166L57 167V164H55ZM63 166L60 167V169H62ZM99 166H100V168H99ZM107 166H108V165H107ZM107 166H106V167H107ZM167 166H169V165H167ZM180 166H181V167H180ZM180 166H179V167H180V171H181V169H183V168H182V165H180ZM189 166H191V165H189ZM189 166H186V167L189 168ZM195 166H196V165H195ZM205 166H204V167H205ZM240 166H237V167H240ZM261 166H263V165H261ZM69 167H70V166H69ZM69 167L67 166V168H69ZM103 167H104V169H105V165H104ZM108 167H110V166H108ZM153 167H154V166H153ZM176 167H177V166H176ZM200 167H199V168H200ZM213 167H214V166H213ZM216 167H218V165H217ZM216 167L214 168V170H215V169H218V168H216ZM224 167H223V169H224ZM243 167H240V168H243ZM84 168L86 169V167H84ZM87 168H88V167H87ZM89 168H91L90 170H93V171H94V168H95V167H94L93 169H92V167H89ZM149 168H150V167H149ZM165 168H166V169H165ZM193 168H194V167H193ZM193 168H192V166H191V169H193ZM196 168L199 169V168H198V165H197ZM196 168H195V169H196ZM201 168L203 169V164H202V167H201ZM201 168H200V169H201ZM220 168H221V166H220ZM240 168H239V169H240ZM246 168H247V167H246ZM262 168L264 169V166H263ZM262 168H261V169H262ZM147 169H148V167H147ZM151 169H152V167H151L149 170H151ZM178 169H179V168H178ZM185 169H186V168H185ZM191 169L189 168V170H191ZM197 169H196V171H197ZM202 169H201V170H202ZM210 169H213V168H210ZM236 169H237V168H236ZM243 169H244V168H243ZM261 169H260V171H262ZM57 170H58V167H57ZM57 170H56V171H57ZM62 170H63V169H62ZM73 170H74V169H73ZM73 170H71V171H73ZM75 170H76V169H75ZM81 170H83V173H82L83 176L81 177V176H80L81 174L78 175V176L81 177V178H80V183H81V184H82V181H84V183L86 182V184H87V186H88L89 183L91 184V182H94L95 178H97V176L94 175L95 178H94V180H93V176H92L93 174H92V175H88V174H91L92 171H91L90 173L88 172V174H86L87 172H85V174H84V169L82 168ZM86 170H87V169H86ZM86 170H85V171H86ZM90 170H88V171H90ZM106 170H107V168H106ZM141 170H144V169H141ZM165 170H166V171H165ZM176 170H177V169H176ZM186 170L188 171V169H186ZM206 170H207V168H206ZM221 170H222V169H220L219 171H221ZM237 170H238V169H237ZM54 171H55V170H54ZM56 171H55V172H56ZM58 171L60 172V170H58ZM58 171H57V172H58ZM71 171H70V173H72ZM78 171H79V170H78ZM78 171H77V172H78ZM96 171H97V170H96ZM96 171H94V172H96ZM107 171H108V170H107ZM107 171H106V172H107ZM167 171H168L169 173H167ZM180 171H179V172H180ZM194 171H195V170H194ZM196 171L193 172L191 175L194 174V175H197V176H198V174L201 173V172H198L199 170H198L197 172H196ZM207 171H209V170H207ZM210 171H212V170H210ZM217 171H218V170H217ZM75 172H76V171H75ZM75 172H74V173H75ZM77 172H76V173H77ZM80 172H81V171H80ZM94 172H93V173H94ZM106 172H105V173H106ZM141 172H143V171H141ZM141 172H140V173H141ZM147 172L149 173V171H147ZM147 172H145V173L148 174ZM165 172H166L167 174H166ZM175 172H176V171H175ZM179 172H176L175 175H177V174L180 175ZM183 172H184V171H183ZM188 172H189V177H190V173H191L192 171H191V172L188 171ZM188 172L185 171L184 173H186V174L188 175ZM203 172H205V170L202 171V174H201V175H205V174L207 175V174L210 173V172H209V173H206V172H205V174H203ZM213 172H216V171H213ZM233 172H235V171H233ZM263 172H264V170H263ZM60 173H61V172H60ZM60 173H59V174H60ZM70 173H69V175H70ZM74 173H72L73 176L70 175V176L72 177V179L76 178L75 176H77V175H75L76 173H75V174H74ZM105 173H104V174H105ZM107 173H108V172H107ZM211 173H212V172H211ZM216 173H217V172H216ZM222 173H223V172H222ZM235 173H236V172H235ZM56 174H57V173H56ZM95 174H96V173H95ZM108 174H109V173H108ZM108 174H105V175H108ZM181 174H182V172H181ZM186 174H185V175L182 174L181 176H184V177H185ZM213 174H214V173H213ZM213 174H212V175H213ZM218 174H219V172L217 173V176H218ZM220 174H221V173H220ZM61 175H62V173H61ZM61 175H58V176H59V177L66 176L65 174H63L62 176H61ZM96 175H97V174H96ZM105 175H101V176L105 177ZM109 175H110V174H109ZM109 175H108V176H109ZM141 175H143V174H141ZM150 175H149V176H150ZM164 175H166V176H164ZM170 175H171V177H170ZM173 175H174V174H173ZM175 175H174V176H175ZM179 175H178V177H181V176H179ZM201 175H199L198 177H199V178H202ZM209 175H210V174H209ZM209 175H207V179H208V180H210ZM212 175H210V176H212ZM214 175H215V174H214ZM222 175H223V174H222ZM253 175H255V173H254ZM70 176H69V177H70ZM89 176H90V177H89ZM108 176H106V178H108ZM110 176H111V175H110ZM110 176H109V178H110ZM138 176H140V175L138 174ZM217 176H216V177H217ZM231 176H233V175L231 174ZM231 176H230V179H231ZM66 177H67V176H66ZM66 177H65V178H66ZM98 177H99V181L102 180V179L100 178V175H98ZM103 177H102V178H103ZM141 177H142V176H141ZM144 177H145V175H144ZM191 177H192V176H191ZM198 177H197V178H198ZM203 177H204V176H203ZM208 177H209V178H208ZM213 177H214V176H213ZM213 177H212V180H211L212 182H214ZM65 178H64V179H65ZM109 178H108V179H109ZM142 178H143V177H142ZM169 178L167 177V180H168ZM174 178H175V177H174ZM187 178H188V177H186V180H187ZM192 178H193V177H192ZM199 178H198V179H199ZM67 179H68V178H66L65 181H66ZM69 179H70V178H69ZM69 179H68V181H69ZM72 179H70V181H71ZM91 179H92V181H89V180H91ZM104 179H105V178H104ZM140 179H141V178H140ZM143 179H145V178H143ZM194 179H195V177H194ZM202 179H204V178H202ZM215 179H216V178H215ZM218 179H219V177H218ZM234 179H235V175H234ZM234 179H231V182H234ZM250 179H252V178H250ZM74 180H75V179H74ZM74 180H72L71 182H73ZM96 180H97V179H96ZM96 180H95V182H94V185H95V184H98V181H97V183H96ZM105 180H106V179H105ZM105 180H102V181H105ZM167 180H165V182H167ZM169 180H170V179H169ZM169 180H168V182H169ZM174 180H175V179H174ZM184 180H185V179H184ZM186 180H185V181H186ZM189 180L192 181L191 178H189ZM200 180H201V179H199V180H197V181L199 182ZM65 181H62V182H65ZM68 181H66V185H65V186L63 185L64 187L68 186V185H67V184H68V183H67ZM87 181H89V183H87ZM102 181H100V183H101ZM107 181H108V180H107ZM146 181H147V180H145V182H146ZM163 181H164V180H163ZM170 181H172V178H171ZM177 181H178V179H177ZM179 181H180V182L182 181V182L184 183V181H183V177H182L181 180H179ZM194 181H195V180H194ZM197 181H196V182H197ZM202 181L205 183V179L202 180ZM211 181H210V182H211ZM252 181H253V180H252ZM252 181H251V182H252ZM76 182H77V178H76V181H74V183H76ZM78 182H79V178H78ZM109 182H110V180H109L106 184H110ZM143 182H144V181H143ZM148 182H149V181H148ZM173 182H174V181H173ZM173 182H170V183H173ZM182 182H181V183H182ZM187 182H188V180H187ZM187 182H186V184L184 183V185H187ZM196 182H193V183L191 184V187H192V185H193V187H194V186H195L194 183H196ZM203 182H202V184H204ZM210 182L207 183V180H206V183L209 184V185H206V183H205V185H206V186H210V184H211ZM215 182H216V185H217V184H218V183H217L218 181L216 180ZM215 182H214V184H215ZM226 182H227V180H226ZM226 182L224 181V183H226ZM231 182H229V184H231ZM247 182H250V181H247ZM251 182H250V185L253 184V182H252V183H251ZM69 183H70V182H69ZM74 183H73V184H74ZM80 183H79V184H80ZM84 183H83V186H81V188H80L81 191L85 188V184H84ZM103 183H104V182H102L101 184H99V186H102V187H103V186L105 185V184H103ZM170 183H169V184H170ZM177 183H178V182H177ZM181 183H179L180 186H183L182 188H184V185H181ZM188 183H189V182H188ZM190 183H191V182H190ZM199 183H200V182H199ZM199 183H198V184H199ZM224 183H223V184H224ZM244 183H246V182H244ZM244 183H243V185H244ZM70 184H71V183H70ZM77 184H78V183H77ZM81 184H80V185H81ZM102 184H103V185H102ZM173 184H174V183H173ZM198 184H197V185H198ZM202 184L200 183L199 185H202ZM212 184H213V183H212ZM212 184H211V186L214 185V184H213V185H212ZM219 184L222 185V182H221V183L219 182ZM226 184H227V185H226ZM226 184L222 185V186H224V190H225V188H226L225 186H227V189H228V186L230 187V185L228 184V182H227ZM256 184H257V183H256ZM75 185H76V184H75ZM75 185H74V187H76ZM170 185H171V184H170ZM175 185H176V184H175ZM175 185H174V186H175ZM188 185H189V184H188ZM205 185H204V186H205ZM243 185L241 184V186L238 187V184H237V187L239 188V189H238V192L240 193L239 190L242 191V190L244 189L246 193H247V192H250V194H251V189H252V188L249 186V184H248V186L251 188L250 190H249L248 186H246V184L244 185L246 188H248L249 191H246V189L244 188ZM254 185H255V184H254ZM63 186H60V188H61V189H64ZM87 186H86V187H87ZM89 186L91 187L92 184L89 185ZM89 186H88V189H90ZM95 186H96V185H95ZM95 186H94L93 188H91V189L96 188ZM99 186H97V187H99ZM145 186H143L142 188H144ZM149 186L147 185L146 187L149 188ZM174 186H172V188H173ZM176 186H177V185H176ZM178 186H179V185H178ZM178 186H177V187H178ZM180 186H179V187H180ZM189 186H190V185H189ZM189 186H188V187H189ZM206 186H205V187H206ZM214 186H215V185H214ZM217 186H218V185H217ZM219 186H220V185H219ZM219 186H218V187H219ZM231 186H233V184H232ZM251 186L253 187V185H251ZM256 186H257L258 188L260 187V185L258 186V184H257V185H255V187H253V188L255 189ZM70 187H73V185L70 186ZM77 187H78V185H77ZM77 187H76V188H77ZM83 187H84V188H83ZM108 187H109V186H108ZM177 187H174L173 189L176 190L175 188H177ZM196 187H197V186H196ZM196 187H195V190H196V189H201V187L204 188L203 186H201V187L198 186L199 188H196ZM218 187H217V188H218ZM237 187L234 186V189L236 190ZM242 187H243V188H242ZM262 187H263V186H261L260 188H262ZM76 188H74L75 191L78 190V192H79V189H78V188L76 189ZM82 188H83V189H82ZM136 188H135V190H136ZM148 188H147V189H148ZM180 188H181V187H180ZM215 188H216V187H215ZM219 188H220V187H219ZM221 188H223V187H221ZM232 188H233V187H232ZM240 188H242V189H240ZM260 188H259V190H260ZM69 189H70V188H69V186H68V191H69ZM72 189H73V188H72ZM74 189H73V190H74ZM168 189H169V187H168ZM170 189H171V188H170ZM170 189H169V190H170ZM178 189H179V188H178ZM178 189H177V190H178ZM184 189H185V188H184ZM190 189H192V188H190ZM190 189H189V190H190ZM204 189H205V188H204ZM204 189H203V190H204ZM207 189L209 190L210 188H207ZM256 189H257V188H256ZM256 189H255V190H256ZM70 190H71V189H70ZM84 190H85V193H86L87 188L84 189ZM135 190L133 189L134 192L137 191V190H136V191H135ZM179 190H180V189H179ZM179 190H178V192H179ZM187 190H188V189H186V193H187ZM192 190H193V189H192ZM214 190H215V189H214ZM218 190H219V189H218ZM218 190H216V191L218 192ZM222 190H223V189H222ZM235 190H234V191H235ZM252 190H253V189H252ZM257 190H258V189H257ZM257 190H256V191H257ZM259 190H258V191H259ZM63 191H64V190H62V192H63ZM65 191H67L66 188H65ZM68 191H67V193H69ZM75 191H74V194H75ZM81 191H80V193H81ZM88 191H89V190H88ZM92 191H93V190H92ZM94 191H95V189H94ZM133 191H130V193H134ZM138 191H137V193H138ZM167 191H168V190H167ZM171 191L173 192L172 189H171ZM171 191H169V193H170ZM181 191H182V190H180V192H181ZM184 191H185V190H184ZM184 191H183V194L185 193ZM216 191H215V192H216ZM236 191H237V190H236ZM258 191L256 192V194L258 193L259 195H261V194L259 193L260 191H259V192H258ZM70 192H73V191L71 190ZM78 192H77L76 194H78ZM147 192H148V190H147ZM192 192H193V191H191V192L188 191L189 196H191V195L193 194ZM201 192H202V191H201ZM206 192H209V191L206 190ZM206 192H202V193H205V194H206ZM245 192H244V193H245ZM253 192H254V193H253ZM263 192H264V190H263ZM67 193L64 192V194H67ZM88 193H90V195H92L93 192H92V193H91V192H88ZM88 193H87V194H88ZM130 193H128V195H129ZM137 193H136V196H137ZM175 193H176V192H175ZM186 193H185V194H186ZM190 193H192V194L190 195ZM198 193H199V192H198ZM219 193H221V191H219ZM219 193H217V194H219ZM236 193H237V192H236ZM242 193H243V192H242ZM242 193H240V194H242ZM244 193H243V194H244ZM246 193H245V194H246ZM261 193H262V192H261ZM62 194H63V193H62ZM71 194H72V193H70V195H71ZM82 194H84V191H83ZM161 194H164V197L166 198V200H165L164 197L161 198ZM178 194H179V193H178ZM181 194H182V193H181ZM181 194H179V196H180ZM195 194H197V192H196ZM208 194H209V193H208ZM208 194H206L205 196H207ZM211 194H212V193H211ZM211 194H210V195H211ZM215 194H216V193H215ZM240 194H239V195H240ZM243 194H242V195H243ZM245 194H244L243 196H245ZM250 194H248V195H250ZM252 194H255V191H252ZM258 194H257V195H258ZM263 194H264V193H263ZM263 194H262V195H263ZM84 195L86 196V194H84ZM84 195H83V196H84ZM88 195H89V194H88ZM105 195H106V194H105ZM131 195L134 196L135 194H134V195L131 194ZM131 195H129V198H132V197H130ZM145 195H146V196H145ZM148 195L151 196V198L148 197ZM175 195H176V194H175ZM187 195H188V194H187ZM187 195L184 196V198H185V197L188 198L189 196H187ZM210 195H208V197H209ZM213 195H214V194H212V196H211L212 198H211V199H213V197H214ZM262 195H261V196H262ZM65 196H67V195L62 196L61 198L64 199ZM68 196H69V195H68ZM79 196H80V198L82 197V196L79 194V195H78V198H77V196H76V199L79 200V199H80ZM153 196H155V197H153ZM170 196H171V193H170ZM179 196H177V197L179 198ZM182 196H183V195H182ZM192 196H193V195H192ZM199 196H200V195H199ZM201 196L204 197L203 195H201ZM237 196H238V194H237ZM243 196L240 195L241 200L239 201V198H238L237 202H235V205H236V206H237V204L241 205V204L238 203V202H242V200H244V199H243ZM250 196H253V195H250ZM250 196H248V197L250 198ZM71 197H72V199H74V202H75V201H76V200H75V196H72V195H71ZM71 197H70V199H71ZM73 197H74V198H73ZM152 197H153V198H152ZM168 197H169V196H168ZM193 197H194V196H193ZM193 197H191V198H193ZM208 197H207V199H205V200H208V201H209V200H210V199H209L210 197H209V198H208ZM246 197H247V195H246ZM259 197H260V196H259ZM263 197H264V196H263ZM95 198H96V197H95ZM102 198H101V199H102ZM117 198H115V199H117ZM133 198H134V197H133ZM155 198H156V200H155ZM157 198H160L159 200H160L162 203H161L160 201H158V203H157ZM163 198H164V199H163ZM174 198H176V196L173 197L172 200H173ZM180 198H181V197H180ZM182 198H183V197H182ZM184 198H183V199H184ZM197 198H198V197H197ZM204 198H205V197H204ZM204 198H203V199H204ZM214 198H215V197H214ZM232 198H233V197H232ZM235 198H236V197H234L233 201H231V202H234V201L237 199V198H236V199H235ZM244 198H245V197H244ZM62 199H59V200H62ZM66 199H67V198H66ZM68 199H69V197H68ZM70 199H69V201H68L69 203L71 202ZM83 199H84V197H83ZM83 199H82V200H83ZM96 199H97V198H96ZM161 199H162L163 201L165 200V201H166V204H164V202H163ZM200 199H201V197H200ZM200 199H199V200H200ZM203 199H202V201H204ZM215 199H216V198H215ZM228 199H229V198H228ZM230 199H231V198H230ZM230 199H229V200H230ZM261 199H262V201H263V198H262V197H261L260 200H258V201L262 202ZM78 200H77V201H78ZM92 200H93V199H92ZM99 200H100V199H99ZM120 200H121L122 202H121ZM133 200H134V199H133ZM169 200H170V199H169ZM175 200H176V199H175ZM175 200H174V202H176L178 199H177L176 201H175ZM188 200H189V198L187 199V201H188ZM191 200H192V199H191ZM195 200H196V199H195ZM217 200H219V199H216L215 201H217ZM231 200H232V199H231ZM254 200H255V199H254ZM254 200H252V201L255 203L256 200H255V201H254ZM66 201H67V200H66ZM77 201H76V202H77ZM86 201H85V202H86ZM137 201H138V202H137ZM182 201H183V200H182ZM182 201H181V203H182ZM187 201H186V202H187ZM200 201H201V200H200ZM202 201H201L200 203H202V204L205 203V202H202ZM208 201H207V204H206V205H208ZM212 201H213V200H212ZM212 201H210L209 203L211 204ZM215 201H214V204L212 203V204L214 205V206L212 205L213 207H215V204L217 203V202L215 203ZM244 201H245V200H244ZM244 201H243V204L245 203ZM258 201H257V202H258ZM60 202H61V201H60ZM62 202L65 204L64 200H63ZM74 202L72 201L71 203H74ZM80 202H81V201H80ZM80 202H79V204H82V203H83V202H82V203H80ZM159 202H160V203H159ZM186 202H185V203H186ZM189 202H190V200H189ZM189 202H188V203H189ZM191 202H192V201H191ZM198 202H199V201H198ZM222 202H223V200H221V204H222ZM231 202L228 201V203H224V204H227V206L229 207V206L231 205V204H229V203H231ZM250 202H251V201H250ZM56 203H59V201H57ZM63 203H62V204L59 203V204H58V208L60 207L59 205L61 204V206H62ZM66 203H67V202H66ZM87 203L89 204V202H87ZM87 203H86V204H87ZM107 203H108V202H107ZM177 203H178V202H176V204L174 205V206H176L175 208H177V206L179 205V203H180V199H179V203H178V205H177ZM185 203H184V204H185ZM188 203H187V204H188ZM193 203H194V204H193ZM196 203H197V201L192 202V204H193V209L195 210V214H194V216H196V213H197L196 210L198 209V208L195 209V206H194V205H195ZM200 203H197V204H200ZM236 203H237V204H236ZM248 203H249V202H248ZM76 204H77V203H76ZM94 204H95V203H94ZM102 204H101V205H102ZM187 204H185V205H187ZM189 204H190V203H189ZM197 204H196V206H197ZM217 204H219V202H218ZM228 204H229V205H228ZM243 204H242V205H243ZM249 204L252 205L253 203H249ZM255 204H256V203H255ZM257 204H258V203H257ZM259 204H260V203H259ZM77 205H78V204H77ZM168 205H169V206H168ZM182 205H183V204H181V206H182ZM204 205H205V204H204ZM204 205H203V206L201 205V206L204 207ZM219 205H220V204H219ZM239 205H238V206H239ZM242 205H241V206H242ZM251 205H249V206L247 205V206L250 207ZM54 206H56V205L54 204L53 207H54ZM79 206L81 207V205H79ZM84 206H85V204H84ZM87 206H88V205H86L85 207H83V205H82V207H83L82 210H80L81 208H80V209L77 208V209L80 210V216H82V217L84 216V217H85V216H87V214H89V213H87V214H85V215H82V214H81V212H84L83 209L86 208ZM90 206H91V205H90ZM95 206H96L97 209L95 208ZM150 206H149V207H150ZM174 206H172V207H174ZM179 206H180V205H179ZM181 206H180V207H181ZM187 206H188V205H187ZM199 206H200V205H198L197 207H199ZM208 206H210V205H208ZM216 206H218V205H216ZM238 206H237V207H238ZM247 206H246V207H247ZM255 206H256V207H254V206H251V207H253L254 209H255V208L257 209V206H258V208L260 207V205H255ZM188 207L190 208V206H188ZM202 207H199V208H202ZM231 207H232V205H231ZM239 207H240V206H239ZM243 207H244V206H243ZM243 207H241V208H243ZM263 207H264V206H263ZM21 208H22V207H21ZM21 208H20V212H17V213H21V212H22L23 209H21ZM23 208H24V207H23ZM31 208H32V207H31ZM56 208H57V206H56ZM58 208L55 209V207H54V209L57 210V212L59 211ZM60 208H61V207H60ZM147 208H148V207H147ZM147 208H146V209H147ZM154 208H152V212H153ZM164 208H163V209H164ZM175 208H174V209H175ZM181 208H182V207H181ZM183 208H184V207H183ZM183 208H182V209H183ZM189 208L185 207V209H187V210H186L187 214H188V209H189ZM191 208H192V206H191ZM205 208L209 210L210 207L207 208V207L205 206ZM205 208H204V209H205ZM215 208H216V207H215ZM215 208H213V209L210 208V209H211V210H214ZM220 208H222V207H220ZM224 208L227 209V207H224ZM224 208H223V210H225ZM234 208H235V206L233 207L232 210H234V212H236V209H234ZM244 208H245V207H244ZM244 208H243V212H246V210H244ZM261 208H262V206L260 207V209H261ZM52 209H53V208H52ZM54 209H53V210H54ZM77 209L75 208V210H77ZM89 209H91V208L88 207L87 210L89 211ZM101 209H100V210H97V212H99V213L94 212V213H96L97 215H99V216H97V217H100L101 215H103V216L106 215L105 213H103V214L101 213V214H100ZM165 209H164V210H165ZM178 209H180V208L178 207ZM185 209H183V212H185ZM193 209H192V210H193ZM248 209L250 210V213H251V210H252V209H250V208H248ZM248 209H247V210H248ZM256 209H255V210H256ZM260 209H259V210H260ZM263 209H264V208H263ZM263 209H261V210H263ZM26 210L32 212L33 209L30 210V208H29V209H26ZM85 210H86V209H85ZM91 210H92V209H91ZM91 210H90V212L92 213L93 210H92V211H91ZM103 210H102V212H103ZM136 210H137V212H136ZM169 210H170V209H169ZM169 210H168V212H169ZM180 210H181V209H180ZM180 210H179V212H180ZM192 210H191V213H192ZM194 210H193V213H194ZM199 210H200V209H199ZM218 210H219V209H218ZM218 210H217V212H218ZM223 210H222V209L219 210V214H220V215H222V213H224ZM232 210H231V208H230V213L232 212ZM237 210H238V208H237ZM255 210H254V212H255ZM60 211H62V210H60ZM73 212H74V210H73ZM146 212H147V210H146ZM146 212H145V213H146ZM152 212H151V214H152ZM159 212H160V209H159ZM161 212L163 213V210H162V209H161ZM161 212H160V213H161ZM168 212H167V214L169 215ZM183 212H181V213H182L181 216H188V215H183ZM186 212H185V213H186ZM201 212L203 213V210H202V209H201ZM204 212H205V210H204ZM209 212H210V210H209ZM217 212H216V210H215L216 215L218 214ZM220 212H222V213H220ZM234 212H233V213H234ZM239 212H240V214H242V213H241L242 210H240V208H239V210H238V213H239ZM17 213H16V214H17ZM74 213H76V212H74ZM74 213H72V214H74ZM84 213H86V212H84ZM94 213H93L92 215H96V214H94ZM126 213H124L123 215H125ZM155 213H156V212H155ZM155 213L153 212V214H155ZM157 213H158V212H157ZM165 213H166V210H165L164 214H165ZM193 213H192V214H193ZM199 213H200V212H199ZM202 213L200 214V215H201L200 218H202V215H203ZM227 213H229V212H227ZM230 213H229L228 215L231 216L232 214H230ZM70 214H71V213H70ZM70 214H69V216H70ZM158 214H159V213H158ZM164 214H162V215H164ZM170 214H171V213H170ZM204 214H205L204 216L207 217V213H204ZM210 214H211L212 216H214V215H213L214 213L212 214V212H211ZM219 214H218V215H219ZM224 214H225V213H224ZM246 214H249V212L246 213ZM260 214H261V213H260ZM21 215H22V213L19 214L18 216L20 217ZM77 215H78V212H77ZM92 215L89 214V216H87V217H90V218H91ZM117 215H118V214H117ZM117 215H116L115 217L113 216L114 219H113V218H111V219H113V220L116 221V219H118V218H117ZM145 215H147V213H146ZM189 215H190V214H189ZM216 215H215L214 217H218V216H216ZM235 215H236V213H235ZM237 215H238V214H237ZM243 215H244V214H243ZM261 215H262V214H261ZM263 215H264V214H263ZM18 216H17V218H18ZM78 216H79V215H78ZM80 216H79V217L76 216L75 219H76V218H80ZM121 216H122V214H121ZM126 216H128V215H126ZM126 216H125V217H126ZM158 216H159V215H158ZM158 216H156L157 219H158ZM160 216H161V214H160ZM191 216H192V215H191ZM194 216H192L191 218H193ZM198 216H199V215L197 214V217H198ZM212 216H211V217H212ZM226 216H227V215H226ZM15 217H16V216H15ZM59 217L61 218L60 215H59ZM59 217H58V218H59ZM62 217L64 218V216H62ZM73 217H74V216H73ZM97 217H96V218H97ZM108 217H109V216H108ZM119 217H120V216H119ZM169 217L172 218V215H169ZM173 217H175V216H173ZM177 217L179 218L180 215L178 216V214H177ZM177 217H176V219H177ZM197 217H196V218H197ZM206 217H204V218H206ZM208 217H209V216H208ZM55 218H56V215H55ZM55 218L52 217L53 220H51V223H52V221H54V220H55V221L58 220V219L56 220ZM60 218H59V220H60ZM63 218H62V219H63ZM67 218H68V217H67ZM67 218H66V219H67ZM69 218H70V217H69ZM71 218H72V217H71ZM93 218H94V219H92V220H87V219H89V218H86V220H84L85 218L82 219V220H84V221L80 220V221H82V222H78V227H76V228H75V226H77V225H76L77 222L75 223V226L71 225V227L73 226V227L76 229L75 231L72 230V229H74V228H70L71 230L68 232V230H69L68 228H69L70 226L66 224L67 227L69 226V227L67 228V232H68L69 234H68V233L66 234L65 232H64V233H65L66 235H70L71 231H72V232L74 231V232L72 233V234H74V233L78 230L77 228H80V227L86 229V232H87L88 229L90 230L91 228L93 229V228L99 226L100 224L98 225V221H97L98 218H97V220L95 219L94 216H93ZM152 218H153V217H152ZM154 218H155V217H154ZM154 218H153V219H154ZM170 218H167V219L169 220ZM183 218H185V217H182V219H183ZM191 218H190V219H191ZM196 218L194 217V220H195V221H197ZM200 218L198 217L197 219L199 220ZM212 218H213V217H212ZM64 219H65V218H64ZM75 219L73 218V222L76 221ZM80 219H81V218H80ZM103 219L105 220V218H103ZM121 219H123V217H122V218L120 217L118 220H121ZM179 219H180V218H179ZM186 219H187V217H186ZM186 219H185V220H186ZM188 219H189V218H188ZM14 220H15V219H14ZM59 220H58V221H59ZM68 220H69V219H68ZM71 220H72V219H70L68 222H67V221H66V222L69 224V222H70ZM94 220H96L97 223H96ZM106 220H107V218H106ZM106 220H105V221H106ZM108 220H109V218H108ZM108 220H107V221H108ZM118 220H117V221H118ZM124 220H125V219H124ZM168 220H167V221H168ZM177 220H178V219H177ZM200 220H201V219H200ZM15 221H16L17 223L20 222V221L18 222L17 220H15ZM78 221H79V219H78ZM92 221H93V222H92ZM102 221H103V220H102ZM107 221L104 222V223L107 224ZM115 221H113V222H115ZM159 221L161 222V220H159ZM172 221H173L175 224H177V223L175 222V220H172ZM172 221L170 220L169 222H172ZM180 221H181V220H180ZM186 221H188V220H186ZM186 221H184V222H186ZM189 221H190V220H189ZM195 221H194V222H195ZM64 222H65V221H64ZM64 222H63V223H64ZM94 222H95L96 224H95ZM110 222H111V220L109 221V224H110ZM154 222H155V221H154ZM154 222H153V223H154ZM181 222H183V221H181ZM192 222H193V219H192ZM192 222H191V223H192ZM198 222H199V221H198ZM198 222H197V223H198ZM200 222H201V221H200ZM200 222H199V223H200ZM202 222H203V220H202ZM21 223H23V222H21ZM21 223H19V225H22ZM51 223H50V224H51ZM54 223H56V222H54ZM58 223H59V222H58ZM58 223H57L56 225L54 224V225L56 226V229H57V225H59ZM100 223H102V222H100ZM111 223H112V222H111ZM115 223H116V222H115ZM117 223H118V222H117ZM122 223H120V224H122ZM153 223H152V226L149 225V226L152 227V228H153ZM178 223H179V220H178ZM191 223H185V224H188L187 226H189V224H190V226H191ZM199 223L197 224L198 226L195 225V224L193 225V227L196 226L195 228L198 230L196 233H201V232H199V230H201V229H199V228H200V226H202V224L200 223V224H201V225H200ZM203 223H204V222H203ZM14 224H16V223H14ZM50 224H49V226H50ZM60 224H61V227H62L63 224H62L61 222H60ZM70 224H72V223H70ZM73 224H74V223H73ZM102 224H103V223H102ZM109 224H108V226H109ZM155 224H156V223H155ZM163 224L165 225L166 223H163ZM181 224H182V223H181ZM192 224H193V223H192ZM19 225L17 224V227H18ZM51 225H52V224H51ZM54 225H53V227H54ZM66 225H65V223H64V227H65ZM104 225H105V224H104ZM104 225L99 226V227L101 228V227H103ZM113 225H114V224H113ZM113 225H110V226H112V227L114 228ZM118 225H119V223H118ZM118 225H117V226H118ZM159 225H160V223H159ZM161 225H162V224H161ZM169 225H170V224H169ZM169 225L167 224V225H165V226H168V227H169ZM172 225H173V223L171 224V226H172ZM177 225H178V224H177ZM177 225H176V226H177ZM183 225H184V224H183ZM199 225H200V226H199ZM223 225L226 226L225 224H223ZM23 226H24V223H23ZM47 226H48V225H47ZM106 226H107V225H106ZM110 226H109V227H110ZM117 226H116L117 229L121 227V226H120V227H119V226L117 227ZM171 226H170V227H171ZM15 227H16V225H15ZM15 227H14V228H15ZM24 227H25V226H24ZM24 227H23V228H24ZM51 227H52V226H51ZM58 227H59V226H58ZM64 227H63V228H64ZM99 227H97V229H98ZM112 227H110L108 230H112V229H111ZM124 227L126 228L127 226H124ZM130 227H129V229H130ZM140 227H141V226H140ZM140 227H138V229H139ZM143 227H144V226H143ZM146 227H148V226L146 225ZM154 227H155V225H154ZM168 227H165V228H168ZM173 227H175V225L172 226L170 229H173ZM179 227H181V225H178L177 230L179 229ZM183 227H185V225H184ZM183 227H181V228H183ZM191 227H192V226H191ZM193 227H192V229H193ZM197 227H198V228H197ZM202 227H204V226H202ZM222 227H223V226L221 225V229H223V231H227V229H225V227H224V228H222ZM21 228H22V227L20 226L19 229H21ZM23 228H22V229H23ZM27 228H29V227L27 226ZM54 228H55V227H54ZM107 228H108V227H107ZM116 228H114L113 230L117 231ZM121 228H122V227H121ZM127 228H128V227H127ZM127 228H126V230H127ZM144 228H145V227H144ZM148 228H149V227H148ZM159 228H160V229H159ZM161 228H163V227H162V226L158 227L159 230H161ZM226 228H228V227L226 226ZM16 229H17V228H16ZM22 229H21V230H22ZM45 229L49 230V229H52V228H50V227L48 228V227H47V228H45ZM59 229H60V227H59ZM84 229H83V230H84ZM92 229H91L90 232H92V235H94L93 233H94L97 229H96V230L93 229V230H95L94 232H93ZM104 229H106V228H104V227H103V229L101 228V229H100V232H101V230H102V233H104V232H103ZM123 229H124V228H123ZM123 229H122V230H123ZM129 229L127 230V232H128V231L131 232V231L134 230V229H132V230L130 229V230H131V231H130ZM187 229H188V228H187ZM190 229H191V228H190ZM25 230H26V227H25ZM62 230H63V229H62ZM62 230H61V231H62ZM65 230H66V229H65ZM80 230H81V228H80ZM83 230H82V231H83ZM98 230H99V229H98ZM118 230H119V229H118ZM122 230H119V231L122 232ZM124 230H125V229H124ZM124 230H123V231H124ZM141 230H142V229H141ZM174 230H176V228H174ZM177 230H176V231H177ZM193 230H194V229H193ZM193 230H192V231H193ZM203 230H204V228H203ZM228 230H231V229H228ZM23 231H24V230H23ZM50 231H51V230H50ZM50 231H49V232H50ZM55 231H56V230H55ZM55 231H54V233H55ZM57 231H58V229H57ZM57 231H56V232H57ZM63 231H64V230H63ZM78 231H79V230H78ZM78 231H77V232H78ZM188 231H189V230H188ZM204 231H205V230H204ZM59 232H60V230H59ZM77 232H76V233H77ZM79 232H81V231H79ZM79 232H78V233H79ZM83 232H84V231H83ZM86 232H84V233H86ZM88 232H89V231H88ZM97 232H99V231H97ZM106 232H107V231H106ZM106 232L104 233L105 236H106V234H107ZM117 232H118V231H117ZM117 232H116V234H117ZM120 232H118V233H120ZM124 232L127 233L126 231H124ZM129 232H128L127 234H129ZM135 232H136V231H135ZM135 232L130 233L129 235H131V236H132V235H135V234H134ZM138 232H141V231L138 230ZM163 232H164V231H163ZM190 232H191V231H190ZM229 232H230V231L226 232V234L229 233ZM231 232H233V230H232ZM231 232H230V234H231ZM52 233H53V231H52ZM76 233H75V234H76ZM108 233H111V234L109 235L110 237H111V236L113 237V235H115V234H114V231H113V233L110 232V231H109ZM125 233H122L123 235H122L121 233H120V234H121L122 236H124ZM172 233H173V232H172ZM172 233H170V234H172ZM185 233H186V232L184 231V234H185ZM202 233H203V231H202ZM56 234H57V233H56ZM60 234H61V233H60ZM62 234H63V233H62ZM86 234H88V233H86ZM90 234H91V233H89V235H90ZM100 234H101V233H100ZM112 234H113V235H112ZM120 234H119V235H120ZM127 234H125L124 237H126ZM137 234H138V233H137ZM168 234H169V233H168ZM170 234H169V236H170V238H172V237H171L172 235H170ZM184 234H183V235H184ZM187 234H188V232H187ZM230 234H229V235H230ZM236 234H237V233H236ZM57 235H58V234H57ZM80 235H81V233H80ZM84 235H85V234H84ZM95 235H97V233H95ZM95 235L93 236L94 239L96 238ZM107 235H108V234H107ZM121 235L119 236L118 239L123 238V237H121ZM173 235H175V231H174V234H173ZM190 235H192V234H190ZM197 235H198V237L196 236V238H199V236H201V234H200V235L197 234ZM232 235H233V234H232ZM232 235H231V236H232ZM234 235H235V234H234ZM239 235H240V234H239ZM239 235L237 234V237H239ZM55 236H56V235H55ZM55 236H54V237H55ZM71 236H72V235H71ZM75 236H76V235H75ZM82 236H83V234H82ZM87 236H88V235H87ZM116 236H117V235H116ZM116 236H115V237H116ZM127 236H128V235H127ZM184 236H185V235H184ZM231 236H230V237H231ZM235 236H236V235H235ZM240 236H241V235H240ZM54 237H53V238H54ZM57 237H59V240H60V238H61V239L63 238L62 235H61V237H60V236H57ZM57 237H55V238H57ZM68 237H69V236H68ZM73 237H74V236H73ZM73 237H71V238H73ZM77 237H78V236H77ZM90 237H91V236H90ZM90 237H89V238H90ZM110 237H109V238H110ZM117 237H118V236H117ZM190 237H191V236H189V239H190ZM192 237H194V236H192ZM227 237H229L228 234H227ZM230 237H229V238H230ZM232 237H234V236H232ZM255 237H257V236H255ZM78 238H79V237H78ZM81 238H82V237H80V239H81ZM83 238L86 239L87 237H83ZM89 238H88V239H89ZM194 238H195V237H194ZM240 238H241V240H242V237H239V239H240ZM248 238H250V240H251L252 237L249 236ZM259 238H260V237H259ZM259 238H258V239H259ZM63 239H64V238H63ZM74 239H75V241H74L73 239H67V240H69L70 243H71V241H72V242L74 241V242L76 243L78 240H77L76 237H75ZM80 239H79V240H80ZM85 239H84V240H85ZM88 239H86V241H87ZM94 239H92V240H93V243H94ZM97 239H98V237H97ZM104 239H105V241H104L105 243H104V242H100V241H99V243H98V245H99L100 243H102V244L104 243V246H100V249H101V250L98 249L99 251H102V247L104 248L105 246H107V242H108V238H107V236H106V238H104ZM112 239H113V238H112ZM112 239H110V240H111V243H112ZM115 239L117 240V238H115ZM123 239H124V238H123ZM123 239H121V240H123ZM189 239H188V240H189ZM199 239H200V238H199ZM237 239H238V238H237ZM254 239H257V238H253V240H254ZM261 239H262V238H261ZM261 239L257 240V242L263 244L264 242H259V241H261ZM24 240H25V239H24ZM64 240H66V238H65ZM76 240H77V241H76ZM84 240H83V242H86V241H84ZM89 240H90V239H89ZM98 240H99V239H98ZM98 240H97V241H98ZM106 240H107V242H106ZM110 240H109V241H110ZM113 240H114V239H113ZM116 240H114V241H116ZM121 240H119V241H121ZM228 240H229V239H228ZM231 240H232V238L230 239V241H231ZM233 240H236V238L233 239ZM250 240H249V241H250ZM50 241H51V240H49V243H50ZM56 241H58V238L56 239ZM56 241H55V242H56ZM62 241H63V240H62ZM62 241H61V242H62ZM81 241H82V239H81ZM236 241H237V240H236ZM236 241H235V243H236ZM239 241H240V240H239ZM249 241L247 240V242H249ZM22 242H23V241H22ZM22 242H20V243L23 245ZM64 242H65V241H64ZM67 242H68V241H67ZM78 242H79V241H78ZM78 242H77V243H78ZM83 242H82V243H83ZM91 242H92V241L90 240V243H89V244H91ZM123 242H124V241H123ZM215 242H216V241H214L213 244H216V245H218V247H219V244H217V242H216V243H215ZM233 242H234V241L228 242V244H229V243H233ZM237 242H238V241H237ZM250 242H251V241H250ZM255 242H256V240L254 241L253 245L255 244ZM24 243H25V242H24ZM58 243H59V242H58ZM62 243H63V242H62ZM65 243H66V242H65ZM70 243H68V244H70ZM79 243H81V242H79ZM82 243H81V245H82ZM109 243H110V242H109ZM109 243H108V245H109ZM111 243H110V246H111ZM118 243H119V242H118ZM133 243H134V241L132 242V244L130 243L131 246L133 245ZM185 243H187V242H185ZM222 243H223V242H221V244H222ZM18 244H19V242H18ZM18 244H16V246H17ZM21 244H20V245H21ZM71 244H73V243H71ZM83 244H84V243H83ZM85 244H86V243H85ZM96 244H97V242H96ZM102 244H101V245H102ZM105 244H106V245H105ZM113 244H116V243H113ZM128 244H129V243H128ZM135 244L137 245V242H136ZM187 244H189V243H187ZM187 244H186V246H188ZM224 244H225V243H224ZM224 244H223V245H224ZM228 244H227V245H228ZM236 244H237V243H236ZM249 244H250V243H249ZM251 244H252V243H251ZM251 244H250V246H251ZM22 245L19 246L18 248L23 247ZM49 245H50V246H51V245L53 246V242H52V244L50 243ZM73 245L76 246V244H73ZM78 245H79V244H78ZM78 245H77L76 247H79ZM87 245H88V244H87ZM98 245H97V246H98ZM189 245H190V244H189ZM223 245H222V246H223ZM233 245H235V244H233ZM233 245L231 246V244H229L228 246L233 247ZM256 245H257V244H255V246H256ZM258 245H260V244H258ZM16 246H15V247H16ZM50 246H49V247H50ZM54 246L56 247V245H54ZM58 246H59V245H58ZM65 246H67V245H65ZM68 246H69V245H68ZM82 246H83V245H82ZM84 246H85V245H84ZM94 246H96V245L94 244ZM94 246L91 245V247H94ZM112 246H113V245H112ZM112 246H111V247H112ZM127 246H130V245H127ZM131 246H130V247H131ZM133 246H135V245H133ZM133 246H132V249H133ZM213 246H214V245H213ZM220 246H221V245H220ZM222 246H221V247H222ZM225 246H226V245H225ZM250 246L247 247V248H250ZM255 246H254V247L252 246V247H253L256 251H259V250H257L258 248L260 249L262 246L264 247V245H260L261 247L257 246V249H256ZM24 247H25V246H24ZM24 247H23V248H24ZM61 247H63V246H61ZM72 247H73L72 245H71V247H69V248L66 247V248L69 249V250H70V248H71V251L66 250L65 248H63L64 250L57 252V251L60 249V248H58V250H56V251L53 252L54 254L50 253L51 255H49V254L47 253V254H46L47 256H44V255H42V256H41V255L37 256V255L35 254L36 256H34L33 258H31V257L33 256V255H32V256L30 257V259H28V260L26 259L27 261H25V262L22 261V263L24 262V264H76V262H78V261H76V262L74 261V259H75V257H74V256H75V252L73 253V248H72ZM87 247L91 248L90 245L86 246V248H87ZM107 247H108V246H107ZM211 247H212V246H211ZM215 247H216V246H215ZM215 247H213V249H215ZM223 247H224V246H223ZM226 247H227V246H226ZM234 247H235V246H234ZM234 247H233V248H234ZM23 248H20V249H23ZM83 248H84V247H83ZM96 248H97V247H96ZM96 248H95V249H96ZM191 248H192V247H191ZM207 248H210V247H207ZM216 248H217V247H216ZM224 248H225V247H224ZM224 248H223V249H224ZM228 248H229V247H228ZM228 248H227L226 251L232 249V248H231V249H230V248L228 249ZM235 248H236V247H235ZM95 249L93 248L94 251H95ZM130 249H131V248H130ZM130 249H129V248H128V249L125 248L123 251H120V252L117 251V252H116V254H117L116 256H114V255L112 254V256H114V257H112V256L110 255L111 258H109V255H108V257H106L105 259H102V258L100 259V257H102V256H100L99 253H101V252L98 253V252H97L98 250H97V251H95V253L99 254V256H100L98 260H97V259H93V256H92L93 254L91 255V253H90V256H92V258H91V257H90V258H87V260L84 262V260H85L86 258L82 255V256L84 257V260H83V262H80V263H81V264H82V263H85V264H222V262L219 261L218 259H219V258H220V260H221V258H222V260L225 259L223 256H224L225 253H226L225 249L222 250V249H220V247H219V249H220L221 251H225V252L223 253L224 255L221 256L222 253H219L220 256H219V254H218V256H216L217 252L219 251V250L217 249L216 251L214 250L216 254L213 253L212 251H211V254H212V253H213V255L215 254V257H217L218 259L215 258V257L211 258V257L206 253V252H208V250H210V249H208V250H206V252H205V253L207 254V256H205V254H204L203 256H205V259H202V254H203L204 252H203L202 254H201V252H200V255H201V258H200L199 255H198L199 253H197V252H196V254L198 255V257L193 256V255L191 254V253L193 252V250L191 249L192 251L190 250V251H191L190 254H191L192 256L189 254L191 257H190L189 255H188L189 257H180V256H181V255H180V256L177 258V257H176L177 254H176V255H175V258H176V259H175L174 257L169 256L167 253H164V254H165V255L163 254L164 256H163V255H162V256H161V255H159V256H158V255H155V254H153V251H152V252L149 251V252H151L150 254H147V253H146L147 255H143V254H144V253H143V254H141V256L137 257L138 255L136 256V254H135L134 252L129 251ZM189 249H190V247H189ZM205 249H206V248H205ZM236 249H243V247H242V248L239 247V248H236ZM236 249H234V250H236ZM251 249H252V248H251ZM254 249H253V250H254ZM262 249H264V248H262ZM262 249H261V250H262ZM24 250H25V248H24ZM91 250H92V249H91ZM125 250H126V251H125ZM127 250H128L129 252H131L132 254L134 253V254H135V257L131 256L130 253H129V254H130V256H129ZM186 250H188V247L185 248L184 252H185ZM211 250H212V249H211ZM232 250H233V249H232ZM232 250H231V252H232ZM243 250H246V249H243ZM243 250H242V251H243ZM253 250H252V251H253ZM261 250H260V252L263 253V252H262L263 250H262V251H261ZM22 251H23V250H22ZM124 251L127 253V254H126V253H125V254L128 255L129 257H127V256L124 257V255H125V254H123ZM190 251H189V252H190ZM194 251H195V250H194ZM236 251L239 252L238 250H236ZM256 251H255V252H256ZM17 252H18V251H17ZM55 252H57V253H55ZM86 252H87V250H86ZM86 252H85V253H86ZM88 252H90V251H88ZM121 252H122V253H121ZM149 252H148V253H149ZM155 252H156V251H155ZM155 252H154V253H155ZM179 252H180V251H179ZM209 252H210V251H209ZM219 252H220V251H219ZM234 252H235V251H234ZM237 252H235V254H237ZM244 252L247 253V251H244ZM253 252H254V251H253ZM260 252H259L258 254H261ZM18 253L21 254V250H19ZM24 253H25V252H24ZM24 253H23V254H24ZM92 253H94V252H92ZM118 253H119V254H123V256H122V255L119 256ZM162 253H163V252H162ZM174 253H176V252H174ZM186 253L188 254V251H186L185 253H183V251H182V254H183L184 256L186 255ZM240 253H241V250H240V252H239V255H241V254L243 253V252H242L241 254H240ZM248 253H249V251H248ZM83 254H84V253H83ZM97 254H95V255H97ZM101 254H102V253H101ZM114 254H115V253H114ZM158 254H159V253H158ZM180 254H181V253H180ZM211 254H210V255H211ZM235 254L232 252L230 255H233V256H234ZM244 254H245V253H244ZM244 254H243V256H244ZM251 254H252V253H251V251H250V255H251ZM255 254H257V253H255ZM263 254H264V253H263ZM263 254H262V255H263ZM1 255H3V254H1ZM84 255H85V254H84ZM178 255H179V253H178ZM194 255H195V254H194ZM227 255H229V254H227ZM230 255H229V257H230L231 259H233V256H230ZM239 255H238V256H239ZM248 255H249V254H247V256H246V255H245V256L248 257ZM250 255H249V258L251 257ZM105 256H106V255H105ZM208 256H209L210 258H207ZM235 256L238 257L237 255H235ZM235 256H234V259L236 258ZM243 256L240 257L239 259L241 260V258H243ZM245 256H244V258L242 259L243 261H244L245 259H247ZM9 257H11V256H7V258H9ZM86 257H88V256H86ZM94 257H96V256H94ZM225 257H226V256H225ZM227 257H228V256H227ZM229 257L226 258L227 261L229 260ZM13 258H14V257H13ZM13 258L11 257V258H9V260H10V259H13ZM103 258H104V257H103ZM203 258H204V257H203ZM206 258H207V259H206ZM15 259H16V258H15ZM15 259H13V260H15ZM226 259H225V260H226ZM234 259H233V260H230V261H232L231 263L234 262ZM239 259L237 258V262L235 261L236 264L239 262V261H238ZM22 260H23V259H22ZM235 260H236V259H235ZM242 260H241L240 262H242ZM18 261H20V260L17 259V262H18ZM223 261H224V260H223ZM246 261H247V263L249 262L248 264H250V262L252 261V258H251V261L245 260V262H246ZM225 262H226V261H225ZM245 262H244V264H246ZM14 263L17 264V263H16V260H15ZM20 263H21V262H19L18 264H20ZM226 263H227V262H226ZM229 263H230V262H229ZM229 263H228V264H229ZM242 263H243V262H242ZM253 263H255V262L253 261ZM253 263H252V264H253ZM77 264H79V263H77ZM224 264H225V263H224ZM238 264H239V263H238Z\"/></svg>","mask_w":264,"mask_h":264}]
</instances>
